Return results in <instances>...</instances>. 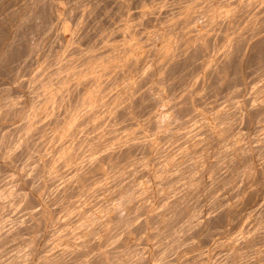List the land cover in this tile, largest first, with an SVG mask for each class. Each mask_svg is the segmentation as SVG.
<instances>
[{
    "label": "rangeland",
    "instance_id": "rangeland-1",
    "mask_svg": "<svg viewBox=\"0 0 264 264\" xmlns=\"http://www.w3.org/2000/svg\"><path fill=\"white\" fill-rule=\"evenodd\" d=\"M38 3H37V2ZM40 1V2H39ZM105 0H0V20H2V21H0V41H3V40H5V38L9 41V42H11V41H15L18 37H22L23 35H24V33L25 32H27V31H29L30 30V26H31V22L33 21V19L35 18V17H37V15H38V13L42 10V9H44V7H45V5L47 6V11H48V13H49V15H51L50 17H51V19H53L52 21V24H51V26L53 25V29H51L50 31H48V32H46V34L44 33V35L46 36L47 35V33H48V35L45 37L44 36V38L42 37L41 38V40H40V37L41 36H43V35H41V36H38L39 35V32L37 31V35L35 34L34 36H36V37H33V39L34 38H36L34 41H35V43H38L37 41L39 40V41H41L40 43H38L39 44V46L40 47H42V48H40L38 45V47H37V50L35 51V53L37 54H33V58H31L29 61H28V64L29 65H31L28 69H27V75L25 76V74H23L24 72L22 71V73H20L19 75H17L16 77L14 76L13 77V79H14V82L15 83H17V84H19L20 85V87H18L19 89H17V88H12L11 86H9V88L7 89L6 87H0V138L2 139H0V155H1V157H0V180H2V184H3V182H4V184L2 185V184H0V187L2 188L1 190H3V189H5V188H9V187H11V185L10 184H14V183H20L21 184V190H22V188H23V190H25V191H27V189L29 190V188H30V186H31V183H30V179H27L26 178V176H27V172L28 171H30L31 169H32V167L35 165L34 163V165L32 166V167H30L31 165V161H33V157H34V159L41 153V154H43V155H39L38 156V158L39 159H42V161H41V163H40V160L38 159V158H36L37 160H35V162L36 161H38V163H40V165L38 164V166H39V168H38V170H36L35 171V176H33L34 178H36L37 179V177H39V178H41L42 176H43V178L42 179H44V178H46L48 175H49V173L51 172V171H53L52 170V168L54 167L55 168V170H56V174H58L57 175V177L59 176V178H61V177H64V176H66V172L68 171V173H69V171H70V169L72 168V166H73V164L74 163H76V160H75V158H77L78 156H79V158L78 159H80V158H82V157H84L85 155H86V153L87 152H89V151H91V150H93L91 147H93L94 149L96 148V147H98L99 146V144L101 145L104 141H106L107 142V140H111L110 142H114L113 140H115V142H117L116 141V138H118V137H120V139L121 138H124V137H127V136H132V137H135L134 135L135 134H138V135H136V136H139V135H141V136H143V135H149V136H151V134L153 135V136H151V137H153L154 139H153V149L155 148V149H159V147H160V145L161 144H163V143H165V139H162V138H159V140L158 139H156V136H160V135H158V134H160V132L156 129V125H155V123H153V121H156V120H161V121H163L162 119H159V118H163V119H165V114H167L168 112H166L168 109H166V108H164L163 109V111H161V110H159L160 109V107L162 106H164V104H167L166 103V101H168L169 99L168 98H170V97H172V95L171 96H169L168 94H175V96H177V97H179L178 95H181L180 94V92L181 93H183V89L181 88L183 85H184V87L183 88H185V84H186V88H188V89H190L191 87H193V86H190V87H187V85H191L192 83L194 84V82H196V80H197V82H196V84H197V86H196V88L194 87V88H192L191 90L192 91H194L196 94H194L192 91V93L190 94L189 93V95H187L186 96V98L184 99V101L182 102V103H180V105H183L184 103H187L186 105H187V107H186V105L184 104L183 106L184 107H182V110H181V108H179L178 109V111H180L181 113H180V115L182 114V116H183V118H188L187 120L185 119V121H188V122H190L191 124H193V125H190V123H187L189 126H185V128H187V127H189L188 128V130H187V139H185V137H184V139H182L183 137H181L179 140L176 138L175 140H178V141H174V139H169V138H167V143H168V145L170 144V140H173V141H171V145H172V143H173V147H175L174 148V150L175 149H177V150H175V152H173V148H172V146H168V151H170V152H168L167 153V149H165L164 150V152H160V153H157L155 156L153 155V151H152V153L150 152V151H146V149H140V150H135V151H132V153H130V152H128L127 150L126 151H123V150H120L122 153H119L118 151L115 153V154H113L112 155V157L111 158H107V159H105V161H101L100 162V165H99V167L101 166V168H99L98 166L96 167V169L98 170V171H93L92 170V172H86L85 171V175L82 173L81 175H84V177H86V176H88L89 177V175H90V179L89 180H86V181H80L81 179H83V176L81 177V175H80V178L81 179H79V177H76L78 180H76L75 178H73L74 179V181L75 182H73V181H71L72 180V178L70 179V181L67 183L66 182V186H65V188L67 189V187L69 186V185H73L71 188L69 187L68 188V190H64L63 191V189L61 188V191H59V192H53V191H51V189H50V191L48 190V189H45V188H43L44 187V184H42V181H41V185H42V187H41V185L39 186V187H41L40 188V190H39V187L37 188L38 190H37V193H35V195H34V192H31L30 194L32 195L31 197H29V200H28V202H29V205L31 206L32 205V207H31V209L35 206V209L33 210L32 209V211L33 212H31V211H29V208H27V206L29 207V205H28V203L25 205L24 204V206L25 207H23V208H25V209H20L21 211L20 212H23V213H26V214H28V213H31L30 215H27V219L25 220L26 222L24 223V226L23 227H16V222L18 221V218L20 217V213H17V215L15 216V217H12V221H10V223H8V224H6V226H4L5 224H4V222L2 221H0L1 222V225H3L2 227L3 228H7V229H9L10 231H11V229L12 228H14L15 227V231H11V235L10 236H7L8 238V240L6 239V240H4L2 243H0V247H3V244L4 243H9L10 241H12L13 239H15L16 240V243L15 244H11V246H10V248L8 249V251H12V252H17V253H21V252H23V250H24V248H26V247H28L29 245H32V247L31 248H29V252H34L35 251V253L37 254V255H39V254H41L42 252H44L43 250V248H44V246L46 247V244H47V241H48V243H49V240H48V238L49 239H51L50 240V243L52 242V240L53 239H55L56 240V238H58L57 240H59V244L57 245V243H56V245L59 247H57L56 245H55V242H58V241H55V240H53V242H54V244H53V242H52V248L50 249V250H52V249H55V248H57V250L55 249L53 252H52V255L55 257V256H60V258L58 257V259H57V261H56V264H79L80 263V261H82L81 260V257L80 256H74V255H72L71 257H74V258H70V255L71 254H69L68 256H67V254H64V253H62V251L64 250V249H67L66 247L67 246H70V243L69 242H73L75 239H77L78 238V233H77V230H79V229H81V230H79V233H82V232H80V231H82V230H84V229H87L86 227H87V219H89V221H90V224H94V219H95V216L94 217H92L91 215H100V216H104L106 213H107V211L110 209L111 210V207L113 206V205H111L112 204V201L115 199V196H114V193L117 191V186L120 184V183H122L125 179H127V177H131V176H133L134 178H132L133 179V182L135 183V185H137L138 186V188H139V185H144L145 184V189L144 190H146V192L144 191V195L146 194V195H151L153 198H155V202L152 204V209H151V212H155V213H159L161 216H163L164 214V212L163 211H161V210H163V209H167L168 208V204L170 203V202H175V200H176V198H177V196L178 197H180V194H181V192H179V190H178V188H179V186H180V184L182 183V179L180 180L179 178L181 177V175H182V173L183 172H185L186 171V169H187V171L184 173V175H182V177H184L185 175H187V174H190V173H188V172H191V173H193L194 171H195V168L197 167V166H199L200 164H201V162L203 161H205V160H209V158H210V162H212L213 164L211 165V163L209 162L208 164H210L211 166H209V165H206L207 164V161L206 162H202V166H203V168L201 167V166H199L200 168H202L203 170H199L198 172H195V176L198 178V184H196L195 185V187H200L201 186V194H200V196L198 197V199H200V200H206V201H209V202H211V203H215L216 201H217V203L218 204H221V206H223L222 205V203L223 204H225L226 202V204H228L229 205V208L228 209H225V212L224 213H222L221 214V217H220V224H221V226L225 229V231L226 232H228V233H231V235L233 234H235L234 235V237H242V236H244L246 233H250V231L252 232V231H255V230H258V229H264V169H259V170H256V171H252L251 173H249V176H250V178H247L246 176H244V179L243 180H245L244 182H243V180H241V178L239 179V177H240V174H241V169L240 168H237L235 165H232V166H229V167H227V168H221L220 170H218L217 171V169H215V171L216 172H213L214 170V166L216 165V161H215V159L212 161L211 160V157H209V156H211L212 155V158H214V152H213V154L211 153L209 156L208 155H206V156H208V157H205V158H203L202 159V157H204V154H205V148H207V146L209 147V148H207V153L208 152H212V150L213 151H215V149H216V147L218 146L217 145V143H210V146L209 145H204L203 146V142H202V140L205 138L204 136H206V132H207V129L206 128H204V125L201 123V121L204 119H209L208 121H211L210 119L212 118L211 117V111H209V108H215V106L217 107V104L220 102V104L219 105H221V104H223L225 101H226V99L227 98H229V97H231V96H233V94L234 93H232V92H230V95L231 96H228L229 95V91L230 90H232V88H234V85H236L235 86V88H239V89H241L240 90V93H241V91L242 90H244V92H242L243 94L246 92V93H250V91H251V93L252 92H255L256 91V93H252V94H249V96L250 97H247L248 95H245L244 94V96L243 95H241V96H243V97H247V98H251L252 97V95H254V94H258L260 91H261V89H262V87L263 86H261V85H263V84H260V87L259 88H257L258 89V91H257V89H255V91H254V89H252L255 85H257V84H259L260 83V81L262 80V78L264 79V75L263 76H261V74H264V73H260L259 75H258V77H254V76H252L251 77V73H248L247 72V66L248 65H254V64H256L258 61H264V30H263V28H264V20H262L261 18H264L263 17V13L261 14V7H260V9L258 10L257 8V10L256 9H254L255 7H253V10L256 12V14L253 12L251 15L253 16L254 14H255V16L257 15V12L258 11H261V12H258V15L259 14H261V18L260 17H255V19H254V17L252 18V20L254 19V20H256V19H259L260 21H256V24H255V21H253V22H250V25L249 24H246L245 22H247L246 20H244L243 21V23L241 22V24H239V25H241V28L239 27V29H238V34L239 35H237V36H233V35H236V32L234 33V32H232L233 30H225V29H221L220 27H218V26H215V28H213V29H215V32H213L212 30L210 31V33L212 32V33H216L215 35L216 36H218L217 37V39H216V36L214 35V39H213V34L211 33H209L208 34V36L210 35V37L209 38H207V43L208 42H210V44H207L208 45V47L209 46H211L214 42V44H213V46H211V47H213V48H210L209 47V53H208V50H205V49H203V50H200V49H198V48H194V47H192V48H194V51L196 50V49H198L196 52H198L199 50V52L198 53H201L202 52V55L201 54H198V55H196L197 53L195 52L194 54H193V51H192V54H190L191 53V50L190 49H192V48H190L187 52H183V51H186L185 49H184V47H181V46H183V45H181L180 46V44H177L178 43V41H179V43H181L180 41H181V39H179V38H177V39H175L176 37H178V36H180V34L179 33H181V31L180 30H183V28H184V24H187V20H188V18H190L189 16H190V14H191V17H193V14H194V16H195V18L197 17V15L199 14L198 12H201L202 11V13H205V12H203L205 9V6L204 5H206V8L207 7H209L207 4H204L203 5V3L205 2L204 0V2L202 1V0H193L194 2H195V4L196 5H194V4H192L191 6H190V8H188V4L190 3V0H187V2H185L184 0V2H181V0L179 1L180 2V4H179V2H177V5H175V3H176V1H178V0H143V2H142V0H110V1H113V4L110 2V4H108L109 3V0H108V2L107 1H105ZM146 1H148V2H146ZM169 1V2H168ZM192 1V2H193ZM196 1H198L200 4H198V2H196ZM48 2V3H47ZM92 2V3H91ZM114 2H115V4H114ZM117 2V3H116ZM142 2V3H141ZM170 2H172L171 4H169ZM193 2V3H194ZM201 2H203V3H201ZM33 3H35V5H36V3H37V5L35 6V5H33ZM87 3V4H86ZM97 3V4H96ZM99 3H101V4H99ZM144 3V4H143ZM147 3H148V5H147ZM151 3V4H150ZM154 3H157V4H154ZM161 3V4H160ZM168 3V4H167ZM184 3V4H183ZM206 3V2H205ZM49 4V5H48ZM113 6H112V5ZM122 4H123V6H122ZM129 4V5H128ZM143 4V5H142ZM145 4H146V7H145ZM154 4V5H153ZM159 4V5H158ZM186 4V5H185ZM53 5V6H52ZM89 5V6H88ZM96 7H95V6ZM100 5V6H99ZM109 5V6H108ZM161 5V6H160ZM166 5V6H165ZM167 5H168V7H167ZM185 7H184V6ZM197 5H200V7L198 6V9L196 8V6ZM204 7H203V6ZM34 6V7H33ZM130 6V7H129ZM135 6V7H134ZM141 6V7H140ZM163 6V7H162ZM195 6V7H194ZM42 7V8H41ZM86 7V8H85ZM122 9V11L120 10V8ZM122 7H124V8H122ZM150 7V8H149ZM153 7V8H152ZM183 7H184V10H182L183 9ZM191 7H193L192 9H191ZM210 7H212V6H210ZM209 7V8H210ZM258 7V6H257ZM258 7V8H259ZM119 10H118V9ZM136 8V9H135ZM149 8V9H148ZM159 8V9H158ZM187 8V9H186ZM208 8V9H209ZM10 9V10H9ZM13 11H12V10ZM68 9V10H67ZM75 9V10H74ZM88 9V10H87ZM97 9V10H96ZM124 9V10H123ZM155 9V10H154ZM158 9V10H157ZM167 9V10H166ZM181 9V10H180ZM202 9H204V10H202ZM207 9V10H208ZM210 9H212V8H210ZM209 9V11H207L206 13H207V15H208V17L210 16V14H212V12H214V10L215 9H213V10H210ZM40 10V11H39ZM84 10V11H83ZM87 10V11H86ZM90 10V11H89ZM127 10V11H126ZM161 10V11H160ZM172 10L173 12H172V14H171V12L170 11ZM181 11L180 13L182 14V12H183V14L185 15V13L186 14H188V17H184V15L182 16L181 14H179V15H177L175 12H177V11ZM196 10H198V12H197V14H195L196 13ZM252 10V11H253ZM37 11V12H36ZM56 11V12H55ZM99 12V14H97V12ZM103 11V12H102ZM107 11V12H106ZM109 11V12H108ZM114 11V12H113ZM151 11H153L152 13H150ZM157 13H156V12ZM184 11H185V13H184ZM191 11H195V12H191ZM251 11V10H250ZM263 11H264V7H263ZM89 12V13H88ZM105 12V13H104ZM147 12V13H146ZM159 12V13H158ZM169 12V13H168ZM210 12V13H209ZM27 13H28V15H27ZM55 13V14H54ZM75 13V14H74ZM85 13V14H84ZM88 13V14H87ZM94 13V14H93ZM100 13H102V14H100ZM112 13H113V15H112ZM115 13V14H114ZM130 13V14H129ZM134 13H136V15L134 14ZM138 13H140V14H138ZM175 13V14H174ZM177 13H179V12H177ZM190 13V14H189ZM193 13V14H192ZM251 13V12H250ZM29 14H30V16H29ZM71 14V15H70ZM96 14V15H95ZM117 14V15H116ZM123 14H124V17H123ZM142 14H145V16L147 15V18L144 16H142ZM153 14V15H152ZM157 14V15H156ZM173 14H174V16H173ZM3 15V16H2ZM12 15V16H11ZM24 15V16H23ZM53 15V16H52ZM74 15H77V16H74ZM86 15V16H85ZM120 15V16H119ZM137 15H139V18H138V16ZM168 15H170V16H168ZM181 15V16H180ZM2 16V17H1ZM64 16H65V18H64ZM106 16V17H105ZM113 16V17H112ZM118 16V17H117ZM122 16V17H121ZM151 16V17H150ZM158 16V17H157ZM160 16V17H159ZM164 16H166V17H164ZM172 16V17H171ZM178 16V17H177ZM180 16V17H179ZM27 19H26V18ZM29 17V18H28ZM31 17V18H30ZM78 17H82V18H79L78 19ZM84 17V18H83ZM94 17V18H93ZM103 17V18H102ZM118 19H117V18ZM131 17V18H130ZM137 17V18H136ZM141 17H143L142 19H141ZM153 17H155V18H153ZM169 17V18H168ZM174 17V18H173ZM176 17V18H175ZM182 17V18H181ZM25 19V20H23V19ZM33 18V19H32ZM59 18V19H58ZM75 18V19H74ZM88 18V19H87ZM90 18V19H89ZM100 18H101V20H100ZM106 20H105V19ZM112 18V19H111ZM124 18V20H122ZM147 19V20H145V19ZM157 18V19H156ZM163 18H165V19H163ZM178 18V19H177ZM184 18H185V20L187 21L186 23H185V20H184ZM194 18V17H193ZM4 19V20H3ZM29 19H31V20H29ZM57 21H56V20ZM74 19V20H73ZM110 19V20H109ZM153 19V20H152ZM161 19V20H160ZM171 19H172V21H171ZM176 19L178 20V22H179V24L181 25L180 27H179V25H178V22L176 21ZM181 19V20H180ZM184 21H183V20ZM191 19L192 18H190L189 19V21H191ZM250 19V18H249ZM16 20V21H15ZM28 20V21H27ZM70 20H71V22H70ZM93 20V21H92ZM95 20V21H94ZM103 20V21H102ZM109 20V21H108ZM114 20H115V22H114ZM136 20H137V22H136ZM139 20V21H138ZM144 20V21H143ZM180 20V21H179ZM194 19H192V21H193ZM251 20V19H250ZM249 20V21H250ZM251 20V21H252ZM25 21V22H24ZM98 21V22H97ZM102 21V22H101ZM130 21V22H129ZM158 21V22H157ZM168 23H167V22ZM3 22V23H2ZM73 22V23H72ZM82 22V23H81ZM86 22V23H85ZM87 22H88V24H87ZM112 22V23H111ZM118 22H120V23H118ZM122 22V23H121ZM129 22V23H128ZM136 22V23H135ZM142 22V23H141ZM176 23L175 24V26H173V24L172 23ZM182 22V23H181ZM2 23V24H1ZM22 23V24H21ZM58 23V24H57ZM64 23V24H63ZM80 23V24H79ZM107 23V24H106ZM109 23V24H108ZM111 23V24H110ZM139 23H141V24H139ZM161 23V24H160ZM164 23V24H163ZM239 23H240V21H239ZM249 23V22H248ZM252 23H254L255 24V26H254V24H252ZM21 24V25H20ZM24 24V25H23ZM63 24V25H62ZM80 26H79V25ZM121 24V25H120ZM160 24V25H159ZM165 24H167L166 26H165ZM171 24V25H170ZM194 24H196V23H194ZM246 24V25H245ZM55 25V26H54ZM84 25V26H83ZM88 25V26H87ZM96 25V26H95ZM103 25V26H102ZM132 25H134L133 27H131ZM141 25V26H140ZM164 27H162V26ZM178 25V26H177ZM182 25H183V27H182ZM260 25V26H259ZM97 26H99L98 28H97ZM113 28H112V27ZM140 26V27H139ZM145 26H147V27H145ZM169 26H172V27H177V28H172V27H170V28H168ZM246 26V27H245ZM74 27V28H73ZM91 27V28H90ZM106 27V28H105ZM108 27V28H107ZM118 27H120V28H118ZM167 27V28H166ZM218 27V28H217ZM247 28L248 29V27H249V29L247 30L246 29V31L244 30L245 28ZM75 28L77 29V30H75ZM96 28V29H95ZM160 28H161V30H160ZM181 28V29H180ZM256 28H260V29H262V30H260V32L258 31V29H256ZM3 29V30H2ZM60 29V30H59ZM83 29V30H82ZM85 29H87L88 31H91V32H88L87 30L85 31ZM107 31H109V34H108V32H106V30ZM109 29V30H108ZM112 29H114V30H116L117 29V31L118 32H116V31H114V30H112ZM135 29V30H134ZM143 29V30H142ZM166 29H168V30H166ZM219 29V30H218ZM251 29V30H250ZM253 29V30H252ZM5 30V31H4ZM79 30V31H78ZM155 30V31H154ZM159 30V31H158ZM174 30H175V32L177 33H175L174 32ZM222 30V32H221V34H220V31ZM239 30H240V33H242V30H243V34H241V35H244V37L243 36H241L240 35V33H239ZM254 30H257V31H254ZM115 32V34H114V32ZM133 31V32H132ZM136 31V32H135ZM139 31V32H138ZM146 31V32H145ZM148 31H149V33H148ZM168 31V32H167ZM178 31H179V33H178ZM219 31V32H218ZM223 31H227L228 33H226V32H224V34H223ZM244 31H245V33H244ZM254 31V32H253ZM18 32V33H17ZM79 32V33H78ZM105 32V33H104ZM169 32H171V33H169ZM250 32H251V34H250ZM256 32V33H255ZM81 33V34H80ZM85 33H87V34H85ZM111 33V34H110ZM135 33V34H134ZM152 33H153V35H152ZM229 33H231L230 35H231V37H232V39L234 40V42H233V40L232 39H230V41H232V42H230L229 41V38H230V35H226L225 36V34H229ZM246 33H247V35H246ZM249 33V34H248ZM252 33H253V38H251V36H252ZM21 34V35H20ZM78 34H80V35H78ZM139 34V35H138ZM141 34V35H140ZM150 34H151V36H152V39H154V40H152L150 37ZM156 34V35H155ZM165 34V35H164ZM167 34V35H166ZM168 34H169V36H168ZM175 35V36H173V35ZM220 34V35H219ZM78 35V36H77ZM81 35H82V37H81ZM113 37H112V36ZM155 35V36H154ZM164 35V36H163ZM212 35V36H211ZM249 35V36H248ZM259 35H261L260 36V38H259ZM3 36V37H2ZM16 36V37H15ZM87 36V37H86ZM90 36V37H89ZM117 36V37H116ZM139 36V37H138ZM219 36H221L223 39H220L219 38ZM240 38H239V37ZM246 36V37H245ZM37 37H39V38H37ZM92 37V38H91ZM108 37V38H107ZM112 37V38H111ZM114 37H116V38H114ZM135 37V38H134ZM144 37V38H143ZM156 37V38H155ZM160 37V38H159ZM164 38V39H162V38ZM169 37H171L173 40H174V45H179L178 47L176 46V47H174V50L175 51H173V59H174V57H178L180 54H182V55H180L181 57H182V59L181 58H179L178 57V60H174V61H172L173 59L171 58L172 56L170 55V57L169 58H171V59H168L167 61V63H169L168 65L167 64H164V65H162L160 68H158L157 69V67H155V65L157 66L158 64H159V62L161 61V56H162V50H163V47H162V45H164V43H165V38H169ZM225 37V38H224ZM226 37H228V38H226ZM236 37V38H235ZM243 37V38H242ZM257 37V38H256ZM158 38V39H157ZM181 38V37H180ZM218 38H219V40H218ZM242 38V39H241ZM2 39V40H1ZM108 39H111L112 40V42H111V40H108ZM145 39H147V40H145ZM149 39H151V40H149ZM160 39V40H159ZM179 39V40H178ZM184 39V38H183ZM182 39V40H183ZM210 41H209V40ZM226 39V40H225ZM227 39H228V41H229V44L227 45L226 43H228L227 42ZM236 39V40H235ZM256 39V40H255ZM37 40V41H36ZM117 40V41H116ZM143 40H145V42H143ZM157 40H159V41H157ZM163 40V41H162ZM165 40V41H164ZM177 40V41H176ZM213 40H214V42H213ZM216 40V41H215ZM223 40V41H222ZM241 40V41H240ZM251 40V42H249ZM253 40V41H252ZM255 40V41H254ZM89 41V42H88ZM116 41V42H115ZM126 41V42H125ZM141 41H142V43H141ZM220 41V42H219ZM226 41V43H225V45H224V43L223 42H225ZM243 41V42H242ZM262 42V43H260V42ZM73 42V43H72ZM111 42V43H110ZM149 42V43H148ZM150 42H152V44L150 43ZM184 42V41H183ZM183 42L181 43V44H183ZM219 42V43H218ZM238 42V43H237ZM242 42V43H241ZM248 42V43H247ZM43 43V44H42ZM81 43V44H80ZM88 43V44H87ZM105 43V44H104ZM124 43L126 44V46L124 45ZM145 43V44H144ZM154 43V44H153ZM159 43V44H158ZM161 43V44H160ZM216 43H218V44H216ZM220 43H222L223 45H221ZM233 43V44H232ZM245 43V45H243ZM252 43V44H251ZM257 45H256V44ZM34 44V43H33ZM69 44V45H68ZM90 44H92V45H90ZM112 44V45H111ZM117 44V45H116ZM123 44V45H122ZM129 44L131 45V46H129ZM139 44H140V46H139ZM158 44V45H157ZM250 44V45H249ZM259 44V45H258ZM10 45V46H9ZM49 45V46H48ZM76 46V47H74V46ZM108 45V46H107ZM221 45V47H220V49H219V47H217V46H220ZM235 45H238L237 46V48H236V46ZM240 45V46H239ZM249 45V46H248ZM33 46V45H32ZM72 46V47H71ZM101 46V47H100ZM110 46V47H109ZM233 46H235V48L236 49H238L237 51H234L235 49H234V47ZM243 46V47H242ZM252 46H253V48H252ZM46 47L48 48L47 50H46ZM105 47V48H104ZM113 47H115V48H113ZM125 47H126V49H125ZM132 47H134V48H132ZM144 47V48H143ZM150 47V48H149ZM179 47H181V48H179ZM223 47V48H222ZM224 47L226 48V49H224ZM227 47H228V49H227ZM231 47V48H230ZM4 48V49H3ZM3 48H0V72H8V71H10V69L9 68H7L6 67V62H7V59H8V56L10 55V52H11V43L9 44H6ZM50 48V49H49ZM87 48V49H86ZM91 48H92V50H91ZM97 48V49H96ZM101 48V49H100ZM137 50H140V48H141V50H140V52L141 53H139L138 51H137V54L139 53V55H141L140 56V60L138 61L139 62V65H138V63H137V61H136V63H135V61H131V62H133L134 64H135V66L131 69L130 68V65L131 64H133V63H131V62H129L130 64H126V63H124V64H120V62H119V58H121L122 56H127V55H129V54H133L132 52L134 51V53H136V49ZM222 48V49H221ZM232 48H233V50H232ZM10 49V50H9ZM133 49V50H132ZM184 49V50H183ZM219 49V50H218ZM242 49V50H241ZM251 49V50H250ZM43 50H44V52H43ZM49 50V51H48ZM86 50V51H85ZM96 50V51H95ZM100 50V51H99ZM105 50V51H104ZM127 50V51H126ZM132 50V51H131ZM183 50V51H182ZM193 50V49H192ZM212 50L213 51H216V53L220 56H218L215 52H212ZM224 50H225V52H224ZM228 50V51H227ZM245 50V51H244ZM68 51V52H67ZM76 51V52H75ZM90 51V52H89ZM131 51V52H130ZM181 51V52H180ZM190 51V52H189ZM230 51V52H229ZM232 51H234V53L232 52ZM93 52V53H92ZM144 52V53H143ZM221 52H223V53H220ZM60 53V54H59ZM62 53V54H61ZM65 53V54H64ZM72 53V54H71ZM116 53V54H115ZM118 53V54H117ZM125 53V54H124ZM160 53H161V55H160ZM177 55H176V54ZM187 53H189V54H187ZM210 53H212V54H210ZM239 53V54H238ZM258 53V54H257ZM58 54V55H57ZM91 54V55H90ZM121 54V56L119 57V55ZM174 54H175V56H174ZM187 54V55H186ZM207 55V57H206V55ZM216 55V56H218V59H220V58H222L223 56V58L222 59H220L219 61H218V59H216L215 61H214V63H213V60L211 61V60H209V62H210V64H209V62H208V64L207 63H205L204 65L206 66V68L204 67V65H202L203 64V60H205L206 62L208 61V59H209V57H212V56H214V55ZM226 54V55H225ZM232 54V56H229V55H231ZM66 57H65V56ZM73 55V56H72ZM77 55V56H76ZM114 55V56H113ZM117 55V56H116ZM135 55V54H134ZM160 55V57H158ZM185 55V56H184ZM192 55H195V57H196V59L197 60H195L196 62H197V66L195 65L196 64V62L193 60L195 57H191ZM200 55V56H199ZM208 55H209V57H208ZM211 55V56H210ZM234 55V56H233ZM43 56V57H42ZM58 56V57H57ZM72 56V57H71ZM91 56H92V58H91ZM109 56V57H108ZM138 56V55H137ZM187 59H189V60H186L184 57ZM188 56H190V57H188ZM216 56H214V57H216ZM255 56V57H254ZM86 57V58H85ZM113 57V58H112ZM117 57V58H116ZM177 57H176V59H177ZM200 58V60H198L199 58ZM229 57V58H228ZM236 57V58H235ZM41 58V59H40ZM84 58V59H83ZM125 58V57H124ZM123 58V59H124ZM192 58V59H191ZM202 58V59H201ZM204 58V59H203ZM233 58V59H232ZM250 58V59H249ZM35 60V63L33 64L32 63V60ZM43 59V60H42ZM71 59V60H70ZM80 59V60H79ZM98 59V60H97ZM116 61V62H119L118 64H120L119 66H120V68L121 69H123V67L125 66V69H123V70H121V69H119L118 67V65H116V62H115V65H113L114 63V60ZM118 59V60H117ZM122 59V58H121ZM156 59H157V61H156ZM184 59H185V62H184ZM249 59V60H248ZM252 59V60H251ZM93 62H92V61ZM104 60V61H103ZM106 60V61H105ZM109 60H111V61H109ZM158 60H160L159 62H158ZM170 60V61H169ZM183 60V61H182ZM192 60L194 61L193 63H195V64H191L190 62H192ZM50 61V62H49ZM70 61V62H69ZM88 61V62H87ZM100 61H101V63H100ZM154 61V62H153ZM178 61V63H176ZM186 61H190V62H188V65L186 64ZM203 61V62H202ZM218 61V66H215V64H217L216 62ZM247 61V62H246ZM250 61V62H249ZM61 62V63H60ZM77 62H79L78 63V65H77ZM84 62V63H83ZM108 62V63H107ZM174 62H175V64L176 65H173L174 64ZM181 62V63H180ZM202 62V63H201ZM221 62V63H220ZM49 63V64H48ZM63 63V64H62ZM65 63V64H64ZM91 63V64H90ZM92 63H93V66H92ZM97 63V64H96ZM103 63H104V65H103ZM110 63V64H109ZM113 63V64H112ZM153 63V64H152ZM157 63V64H156ZM199 63V64H198ZM226 63V64H225ZM245 63V64H244ZM72 64V65H71ZM77 66H76V65ZM95 64V65H94ZM111 64H112V66L116 69V67L118 68V70H116V71H114V73L115 72H117V74L115 73V74H113V70H112V66H111ZM126 64V65H125ZM153 66H152V65ZM155 64V65H154ZM190 64H191V66H190ZM213 64V65H212ZM219 64H220V66H219ZM231 64H233L231 67H230V65ZM32 65H33V67H32ZM68 65H70V66H68ZM75 65V66H74ZM91 65V66H90ZM97 65V66H96ZM101 66V68H102V65L103 66H106L105 68H107V70L110 68V67H112L110 70H108V71H106V70H101V69H98V71H99V73L100 74H98V72H96V74L98 75V77H96V75H95V71L93 72V70H96L97 68H99L100 66ZM108 65H110L109 67H108ZM121 65H122V67H121ZM139 66L138 68H137V66ZM170 65H171V67H170ZM174 67H173V66ZM182 65V66H181ZM196 67H195V66ZM200 65V66H199ZM235 65V66H234ZM245 65V66H244ZM247 65V66H246ZM69 68H68V67ZM96 67V69H95V67ZM99 66V67H98ZM126 66H129L128 68L126 67ZM132 66V65H131ZM144 66V67H143ZM148 66H152V67H148ZM185 66H187V67H185ZM189 66H190V68L191 69H193V70H191L190 68H189ZM192 66L193 67H195V68H192ZM205 68V71H204V68ZM211 66H215L214 68L213 67H211ZM233 66H234V70L232 69L233 68ZM54 67V68H53ZM148 67V68H147ZM159 67V66H158ZM163 67V68H162ZM178 67V68H177ZM184 67V68H183ZM201 67V69H202V71L199 69ZM221 67H223L222 69H221ZM226 67V68H225ZM238 67H239V69H238ZM56 68V69H55ZM88 68H90V69H88ZM92 68H93V70H92ZM104 67H103V69H105ZM136 68V69H135ZM142 68V69H141ZM147 68V69H146ZM151 69V71L150 70H148V69ZM153 68H155V69H153ZM174 68V69H173ZM178 70H177V69ZM186 68V69H185ZM207 68L209 69V70H211V69H213V71L211 72V71H209V72H211V73H209L208 71H207ZM211 68V69H210ZM246 68V69H245ZM48 69V70H47ZM145 69V70H144ZM163 69V70H162ZM171 69V70H170ZM182 69V70H181ZM186 70V71H188V72H186V71H184V70ZM195 69V70H194ZM221 69V70H220ZM228 70L229 69V71L232 73H230L229 71H227V73L225 72L224 73V71H226V70ZM235 69H238V70H235ZM50 70V71H49ZM85 70V71H84ZM90 70V71H89ZM137 72H136V71ZM141 70V71H140ZM143 70V71H142ZM146 70H148V72L146 71ZM157 70V71H156ZM175 70V71H174ZM177 70V71H176ZM197 70V71H196ZM220 70V71H219ZM233 70V71H232ZM244 70H246L245 72H244ZM49 71V72H48ZM80 71V72H79ZM84 71V73H82ZM97 71V70H96ZM102 71H103V73H104V71H105V76H104V74L102 73ZM127 71V72H126ZM129 71V72H128ZM159 71H161V72H159ZM165 71V72H164ZM172 71V72H171ZM176 73V74H174V72ZM182 71L185 73H182ZM204 71V72H203ZM207 71V72H206ZM222 71H223V74L226 76L227 75V77H224V75L222 74ZM238 71V72H237ZM93 73V75L92 74H89V73ZM106 72H108V73H106ZM110 72H111V74H110ZM136 72V73H135ZM145 72H147L148 73V75H150V76H148V78H147V80L149 81V80H151V82L153 83H151V82H148V81H146L145 80V77L143 76V75H145L146 73ZM167 72V73H166ZM170 72V73H169ZM192 72V73H191ZM202 74V75H200V73ZM206 72V73H205ZM229 72V73H228ZM233 72H234V74H233ZM235 72H236V74H237V76H236V74H235ZM46 75H45V74ZM76 73V74H75ZM77 73H78V75H77ZM134 73V74H133ZM145 73V74H144ZM163 73V74H162ZM165 73V74H164ZM172 73V74H171ZM178 73H181V74H178ZM187 73V74H186ZM197 73V74H196ZM204 73V74H203ZM214 73V74H213ZM218 73L220 74V76H222V77H217L216 75H218ZM48 74V75H47ZM84 75V78H82L81 76L82 75ZM85 74H87L88 76L89 75H92V76H94V77H92V76H89V78H93V80H96L97 78H101V77H103V79L101 78V80L102 81H100V79H99V82H101V83H99L98 82V80H96L95 81V83L97 84H99V86H98V84L96 85V86H98V87H96L95 85H93V84H95L93 81H91L92 80V78L89 80V82L90 83H92V87H90L91 89H89V87L85 90V93H84V90H82L81 92H80V88H79V86H78V88H74V90L71 92V91H69L68 92V90H65V87L64 88H62V86H65L66 85V80H67V82L68 81H72L73 79H74V77H80L82 80H85V76H87V75H85ZM103 74V75H102ZM106 74H108L107 76H106ZM109 74H110V76H109ZM113 74V75H112ZM130 74V75H129ZM154 74V75H153ZM158 74H160V75H158V77H156ZM191 74V75H190ZM205 74L207 75L208 74V76H206L205 78H204V76H205ZM222 74V75H221ZM228 74H230V75H228ZM39 75V76H38ZM44 75V76H43ZM50 75V76H49ZM72 75V76H71ZM76 75V76H75ZM81 75V76H80ZM99 75H100V77H99ZM102 75V76H101ZM147 75V74H146ZM161 75H162V77H163V79H162V77H161ZM165 75H167V77L165 76ZM172 75H173V77L174 78H172ZM213 75V77H211ZM233 75V76H232ZM19 76V77H18ZM74 76V77H73ZM113 76V77H112ZM131 76V77H130ZM186 77V80H185V77ZM210 76V77H209ZM229 76H230V78H229ZM242 76V77H241ZM248 76V77H247ZM261 78H260V77ZM37 77V78H36ZM78 77V78H79ZM141 77V78H140ZM144 77V78H143ZM159 77H161V78H159ZM164 77H166V79L164 78ZM175 77H180V78H175ZM235 77V78H234ZM238 79H237V78ZM21 78V79H20ZM43 78V79H42ZM66 78V79H65ZM70 78H72V80L70 79ZM96 78V79H95ZM106 78H108V79H106ZM131 80H130V79ZM140 78V80H138ZM152 78V79H151ZM156 78V79H155ZM168 78H170V79H172V80H170V79H168ZM181 78H183V79H181ZM208 78H211V79H208ZM216 78H218L217 80H216ZM223 78H226V80L224 79L223 80ZM232 79V78H234V81L233 80H229V79ZM256 78H258V79H256ZM0 79H4L5 80V82L7 83V77H0ZM25 79V80H24ZM39 79H41V80H39ZM45 79H47L46 81H45ZM68 79H70V80H68ZM86 79L88 80V78L86 77ZM110 79V80H109ZM114 79V80H113ZM134 79H135V81H134ZM141 79H144V80H142V82H141ZM161 79V80H160ZM175 79H177V82H176V80ZM189 79V80H188ZM191 79L194 81H192V83H191ZM229 80V83H228V80ZM237 81H239V82H237V83H239V86H237L238 84H236V80ZM245 79V80H244ZM254 79V82L252 81ZM35 80H37V81H35ZM49 80V81H48ZM62 80V81H61ZM63 80H64V82H63ZM107 80V81H106ZM109 80V81H108ZM158 80V81H157ZM179 80V81H178ZM207 80H209V82L210 83H212V82H214V80L216 81V82H218L217 84H218V86L216 85L215 86V82H214V85H213V83L212 84H208V81ZM219 80V81H218ZM23 81V82H22ZM74 81V80H73ZM128 81H130L131 83H132V85L130 84V82H128ZM161 81H163V82H165L164 84L165 85H167L166 87L167 88H165V85L163 86L162 84V82ZM171 82V84H170V82ZM181 81V82H180ZM186 81V83L184 84V82ZM200 81H203V82H200ZM259 81V82H258ZM36 82H38V83H36ZM39 82H42V83H39ZM103 82V83H102ZM135 82V83H134ZM139 82V83H138ZM143 82H147V83H144L143 84ZM160 82V85L158 84ZM183 82V83H182ZM191 84H190V83ZM198 82H200V84L198 83ZM228 84H227V83ZM232 82H235V84L234 83H232ZM250 82V83H249ZM251 82H253V85H252V83ZM256 82H258V83H256ZM21 83H22V85H21ZM45 83V84H44ZM62 83V84H61ZM105 83V84H104ZM111 83V84H110ZM113 83V84H112ZM141 83V84H140ZM168 83V84H167ZM173 83H175V84H173ZM189 83V84H188ZM227 85H229L230 83H232V84H230L229 86H227ZM246 84L248 87L247 88H245V89H243L244 87H246V85H244V84ZM26 84V85H25ZM31 84V85H30ZM32 84H33V86H32ZM38 84V85H37ZM39 84H40V86H41V88H40V86H39ZM65 84V85H64ZM102 84H103V86H102ZM109 84V85H108ZM116 84V85H115ZM130 85V87H129V85ZM146 84H149L148 86L146 85ZM151 84V85H150ZM155 84V85H154ZM158 84V85H157ZM170 84V85H169ZM196 84H194V86L196 85ZM243 84V85H242ZM250 84L252 85V86H250ZM34 85H35V87H36V89H35V87H34ZM136 85L138 86H143L144 88H145V90H144V88L142 87H139V89H138V91H136V90H134L135 89V87H136ZM156 85H157V88H156ZM177 85H179V86H177ZM199 85V86H198ZM201 85V86H200ZM202 85H204V86H202ZM209 87H208V86ZM232 85V86H231ZM27 86V87H26ZM43 86V87H42ZM60 86V88L62 89H60L61 90V92H60V90H59V87ZM94 86V87H93ZM101 86V87H100ZM155 86V87H154ZM163 86V87H162ZM172 87H174L173 89L175 90L176 88H177V90L176 91H178V88L180 89L178 92H173L172 90H171V88ZM231 86V87H230ZM242 86V87H241ZM30 87V88H29ZM32 87H34L32 90H31V88ZM48 87H52V88H54L55 90H56V92H57V94L59 95H54L55 96V98H52L53 100L51 101L50 99V97L49 98H46V100L45 101H47L46 103H45V105L47 106V103H48V100L47 99H49V101L51 102V103H48L49 105V109L48 110H52L51 112L53 113V115H52V113L51 114H49L50 113V111H48L47 110V107H45V105H43V107H42V105H41V103H42V101L44 100V98H43V95H47V92L49 91H47L46 89H49ZM76 87V86H75ZM103 87V89H104V91H103V89H101ZM114 87V88H113ZM133 87H134V89H133ZM199 87H201L202 89L201 90H203V88H204V90L203 91H206L207 89H211V87L213 88H215V90L217 89V87H218V91H219V94L220 95H217L218 93H216V95H215V90H214V88H213V90L210 92H207L206 91V93L205 92H203V91H201L200 92V90H197V89H199ZM207 89H206V88ZM226 87H228L227 88V91H228V93H227V91H226ZM251 87V88H250ZM11 88V89H10ZM38 88V89H37ZM44 88H46L45 90H43ZM99 88V89H98ZM111 88V89H110ZM113 88V89H112ZM147 88V89H146ZM156 88V89H155ZM160 89L161 90V88H162V90L161 91H159V90H157V89ZM167 89V91L165 90L164 91V89ZM249 88H250V90H249ZM14 89V90H13ZM21 89H22V91H21ZM29 89H30V91H32V92H30L31 93V95H30V99L28 98V100L31 102H27V103H25V106H24V104H23V106L22 107H20V108H18V107H16L17 108V110H16V108H15V106L17 105V103H18V100H19V96L21 95V94H25V95H28V94H26V93H28V91H29ZM76 89V90H75ZM79 91H78V90ZM82 89V88H81ZM88 89H89V91H88ZM98 89V90H97ZM102 90V92H101V90ZM130 89H133V90H131V91H133V94H132V92L130 91ZM152 91H150V90ZM154 89H155V91H154ZM173 92V93H170V90ZM196 89V90H195ZM206 89V90H205ZM64 90V91H63ZM94 90V91H93ZM216 90V92H218ZM3 91V92H2ZM18 91V92H17ZM38 91H39V93H40V95H41V97H39L40 95H39V93H38ZM45 91H47V92H45ZM62 91L63 92H65V93H62ZM76 91V92H75ZM87 91V92H86ZM92 91L94 92V93H92ZM96 91H98V92H96ZM99 91H100V93H99ZM110 91V92H109ZM131 92V95H134V97H136V99L134 98V101H133V105H132V107H131V105H129V104H131V101L133 100L132 98H129V96H131L130 95V92ZM140 91V92H139ZM149 91V92H148ZM157 91H159V93L157 92ZM214 91V92H213ZM36 92V93H35ZM60 92V93H59ZM76 94H75V93ZM77 92H78V94H77ZM88 92H90V93H92V94H94V95H92V96H90V95H87L86 93H88ZM96 92V93H95ZM129 93V94H127V93ZM164 92V93H163ZM197 92H199V93H197ZM214 93V95L215 96H217L219 99L217 100V98H216V103L213 101L215 98L213 97L214 95H213V93ZM42 93V94H41ZM45 93V94H44ZM62 93V94H61ZM124 93V94H123ZM126 93V94H125ZM137 93V94H136ZM142 93V94H141ZM158 93V94H157ZM177 93H179V94H177ZM201 93V94H200ZM202 93L204 94L203 96H200V95H202ZM208 93H210L209 95H208ZM212 93V94H211ZM228 95H227V94ZM33 94V95H32ZM56 94V93H55ZM60 94H61V96H62V98L60 97ZM97 94V95H96ZM120 94H121V97H122V95H123V97H122V99L121 98H119L120 97ZM156 94V95H155ZM166 94V95H165ZM177 94V95H176ZM192 94H194L193 96H192ZM198 94V95H197ZM200 94V95H199ZM206 94H207V96H206ZM224 94V95H223ZM227 96H226V95ZM69 95V96H68ZM139 95V96H138ZM191 95V96H190ZM213 95V96H212ZM14 96H15V98H14ZM31 96H33V97H31ZM35 96V97H34ZM65 96V97H64ZM74 96V97H73ZM119 96V97H118ZM125 96H127V97H125ZM154 96H156L155 97V99H153V97ZM158 96V97H157ZM165 96V97H164ZM169 96V97H168ZM174 96V95H173ZM190 96V97H189ZM198 96H200L199 98H198ZM206 96V97H205ZM213 97V98H211V97ZM38 99H40V100H38ZM46 97H48V96H46ZM63 97H64V99H63ZM67 97V98H66ZM92 97H93V99H92ZM94 97L95 98H97V99H95L94 100ZM132 97V96H131ZM160 97V98H159ZM195 97V98H194ZM203 97V100H205V101H203L202 102V100H201V98ZM256 97H258V95L256 96ZM33 98V99H32ZM35 98V99H34ZM120 99L121 101L120 102H118V100H116V99ZM127 99V98H129V99H127V100H125V99ZM141 98V99H140ZM145 98H146V100H145ZM190 98H192L193 99V101H191V100H188V99H190ZM197 98V99H196ZM205 98V99H204ZM208 98H209V100L211 101V103H210V101L208 100ZM226 98V99H225ZM263 98V97H262ZM124 99V100H123ZM152 99H153V101H152ZM167 99V100H166ZM17 100V101H16ZM55 100H56V102H55ZM164 100H166V101H164ZM199 101V103H198V101ZM220 100V101H219ZM247 100H249V99H244V105H245V107L247 108V107H250L251 106V104H252V102L250 101H247ZM261 101H264V99H260ZM45 101H43V102H45ZM62 101V102H61ZM112 101L113 102H115V101H117L116 102V104L118 105V103H120L121 105H122V103H123V105H122V107H126L127 109H122V108H120L119 110V112H118V114H121L120 112H123L124 114H122L123 116L122 117H120L121 115H119V117L120 118H115V119H117V120H114L113 119V121H112V117H110L109 116V118L111 119V120H109L108 119V117H106L107 116V113H109L108 115H111V113L109 112L110 111V109L112 108V107H114V106H116L114 103H112ZM124 101V102H123ZM128 101V102H127ZM135 101H137V103L135 102ZM142 101V102H141ZM154 101H155V103H154ZM159 101V102H158ZM160 101H162V102H164L163 104H162V102H160ZM219 101V102H218ZM257 101H259V100H257ZM253 102V104L255 103L256 105L260 102ZM17 102V103H16ZM40 102V103H39ZM60 102H61V104H60ZM122 102V103H121ZM126 102V103H125ZM146 102V103H145ZM199 104H197V103ZM207 102H209V103H207ZM218 102V103H217ZM15 103V104H14ZM127 105V106H125V104ZM128 103V104H127ZM134 103L137 105H134ZM152 103V104H151ZM188 103H189V105H191V106H188ZM191 103H193V104H191ZM200 103H206L205 104V107L207 108V106H209L207 109L206 108H204L203 106H204V104H203V106H202V104H200ZM216 105H215V104ZM264 102H260L259 104H261V105H257L256 107H258L259 106V108H254L253 109V112L254 111H256L257 109H259V112H261L260 111V109H262V111L264 110ZM27 104H30V105H27ZM50 104L51 105H53V106H51L50 107ZM112 105V104H114L113 106H108V105ZM151 104V105H150ZM154 104V105H153ZM156 104V105H155ZM158 104H161V106L160 105H158ZM208 104V105H207ZM213 104V105H212ZM36 105H41L40 106V108L38 109V108H36V107H38V106H36ZM57 105H60V106H57ZM61 105H62V107H61ZM144 105V106H143ZM154 107H153V106ZM157 105L158 106H160V107H157ZM198 107H197V106ZM200 105H201V107L202 108H200L201 110H202V112H200V111H198V110H200V109H196V108H199L200 107ZM207 105V106H206ZM212 105V106H211ZM14 106V107H13ZM33 106H36L35 107V109H34V107ZM128 106H130L129 108H128ZM149 108H148V107ZM152 106V107H151ZM196 108H195V107ZM31 107H32V109H31ZM53 107V108H52ZM60 107V109H61V112H60V109L58 110V108ZM111 107V108H110ZM143 107H145V108H143ZM162 107H161V109H162ZM190 107H193V109L192 108H190ZM261 107V108H260ZM13 108H15V109H13ZM42 108L44 109V111L42 112V111H39L40 113H38V111L36 112L35 110H42ZM46 108V109H45ZM56 108V109H55ZM131 108V109H130ZM150 108H154V109H158L159 111H161L162 112V116H160L159 118H155V117H153V116H151L152 115V113L154 112V113H156L157 112V110L156 111H153V110H151ZM190 108V109H189ZM23 109V110H22ZM62 109H63V111H62ZM141 109V110H140ZM185 109V110H184ZM190 110V112H189V110ZM195 109L197 110V111H195ZM206 109V110H205ZM256 109V110H255ZM14 110V112H12ZM34 110V111H33ZM105 110H106V114H105ZM108 110V111H107ZM124 110H126L125 112H124ZM136 110V111H135ZM145 110L147 111V113H145ZM149 110H151V111H149ZM186 110H188V111H186ZM208 110V111H207ZM21 111V112H20ZM26 111H28V112H26ZM34 112L33 113V115L35 116H37V114L38 115H40V114H42V113H44L45 112V114L44 115H46L47 114V116H46V118H49V115L50 116H53V117H51V118H49L48 120L49 121H47V120H45V121H43V123H45V124H42L41 123V127H39L40 129H38L39 131H34V130H32L33 129V127H34V129H36L35 127H38L37 126V124L36 123H38L37 121H39V120H35L36 118L34 117V116H32V119L34 120V125H36V126H34L33 125V121H32V123L30 122V124H28L29 122L28 121H30V118H31V115L32 114H30L31 112ZM58 111H59V113H58ZM143 111V112H142ZM153 111V112H152ZM185 111V112H184ZM192 111H194V113L192 112ZM207 111V112H206ZM35 112L37 113V114H35ZM42 112V113H41ZM49 112V113H48ZM126 112H128L129 113V115L127 114H125ZM148 112H149V114H148ZM151 112V113H150ZM186 112H187V114H186ZM197 112H199V116L200 115H203L204 114V116H200V121L199 120H197L196 118H195V116H197ZM204 112V113H203ZM251 114H250V113ZM248 113H247V116L245 117L246 119H245V122H244V130L245 131H249V134L251 135V134H254L255 133V130H256V126H255V121H257L258 120V118H260V117H262L263 116V113H264V111L263 112H261V113H259L258 112V110L256 111V112H252V110L251 111H249ZM27 113V114H26ZM56 114V117H55V114ZM143 113V114H142ZM153 113V114H154ZM189 113H190V115L192 116V114H193V116L192 117H190V115H189ZM208 113H210V114H208ZM21 116H20V115ZM26 114V115H25ZM30 115V117H29V115ZM49 114V115H48ZM58 114V115H57ZM72 114V123H73V125H71V127L69 128L70 129V131L69 130H66V132L68 131L70 134H72V136H73V134L77 137L76 139V141H75V143L77 144H75L76 146L74 147V149H73V142L71 143V139H70V137H71V135L68 133V135H67V133L65 132H63L61 129H63L64 127V125L66 124L65 122H67V120H68V117L70 116ZM118 114H117V116H118ZM184 114H186V115H184ZM196 114V115H195ZM209 115L208 117H207V115ZM64 115V116H63ZM105 115V116H104ZM144 115V116H143ZM148 115H150V116H148ZM7 116V117H6ZM25 116V117H24ZM41 116V115H40ZM58 116H59V118H58ZM116 116V117H117ZM147 116V117H146ZM186 116V117H185ZM190 118H193V119H190L189 120V117ZM206 116V117H205ZM252 116V117H251ZM260 116V117H259ZM28 117H29V119H28ZM39 116H37V118H38ZM101 117V118H100ZM104 117H106L105 119H104ZM249 117V118H248ZM251 117V118H250ZM256 117V118H255ZM258 117V118H257ZM6 118H8V120L6 119ZM27 118V119H26ZM61 118V119H60ZM103 118V124L101 125V128H99L97 125L99 124V121L101 120ZM196 120H195V119ZM254 118H255V120H254ZM6 121H5V120ZM17 119V120H16ZM31 119V120H32ZM39 119V118H38ZM53 120L52 122H51V120ZM64 119V120H63ZM67 119V120H66ZM249 119V120H248ZM11 120V121H10ZM23 120V121H22ZM59 120V121H58ZM62 120V121H61ZM192 120V121H191ZM249 122H247V121ZM252 120V121H251ZM254 120V121H253ZM14 121V122H13ZM26 121V122H25ZM58 121V122H57ZM65 121V122H64ZM194 121V122H193ZM252 123H251V122ZM49 122V123H48ZM108 122V123H107ZM111 122V123H110ZM21 123V124H20ZM27 123V124H26ZM58 123V124H57ZM199 123V124H198ZM15 124L18 126V128H17V126H15ZM31 124H32V128H29V127H31ZM50 124V125H49ZM57 124V125H56ZM60 124V125H59ZM250 124H252V125H250ZM12 125H14L13 127H15V130H14V128L12 127H9V128H11L10 129V131H9V128H6V127H8V126H12ZM26 125H30V126H26ZM45 125V126H44ZM104 125V126H103ZM26 126V127H25ZM44 127V129H45V131H44V133H43V127ZM59 126H60V128H59ZM97 126V127H96ZM20 127V128H19ZM46 127V128H45ZM96 127V129H93V128H95ZM190 127H191V129H194V127H195V129L192 131L191 129H190ZM198 127V128H197ZM255 127V128H254ZM5 128H6V131H5ZM49 128H51V129H49ZM99 128V129H98ZM185 128H181V130L183 129V130H185ZM200 128V129H199ZM202 128H203V131H202ZM246 128V129H245ZM254 128V129H253ZM18 131H17V130ZM28 131H27V130ZM59 131V132H57V130ZM60 129V130H59ZM198 129V130H197ZM7 130H8V132H9V134H7ZM29 130L30 131H32V133H28L29 132ZM41 130H42V132H41ZM53 130H55V131H53ZM101 130V131H100ZM178 130H180V128H178ZM177 130V131H178ZM12 131V132H11ZM13 131H14V133H13ZM27 131V132H26ZM34 131V132H33ZM49 131V132H48ZM51 131V132H50ZM89 131V132H88ZM91 131H92V133H91ZM159 133H158V132ZM188 131H189V135H188ZM190 131H192V132H190ZM195 131V132H194ZM197 131V132H196ZM5 132H6V134H5ZM11 132V133H10ZM36 132H39V134L38 133H36ZM66 134L67 136H65L64 134ZM89 134H88V133ZM155 132H157V134H155ZM176 132V131H175ZM194 132V133H193ZM16 133V134H15ZM40 133H43L44 135L43 136H45L44 137V140L46 141V143L47 142H49L50 140L53 142L54 141V144L56 143L57 144V142H55V140L61 135V138L63 139V141H61L60 143L58 142V144L55 146H53V144H52V148H51V151H53L52 153H50V151H48V152H46V154L48 153V155L46 156V154L44 155V153H45V151L44 150H46V148L47 147H45V146H41V144H38L39 143V141H37V140H40V138L42 137V135L40 134ZM50 133V134H49ZM52 133V134H51ZM62 133V134H61ZM190 133H192V134H190ZM33 134V135H32ZM45 134H47V135H45ZM86 134H88L87 136H89L88 138H87V136H86ZM97 134V135H96ZM198 134V135H197ZM20 135V136H19ZM30 135V136H29ZM39 135H41V136H39ZM54 135H55V140H54ZM62 135H63V137H62ZM69 135H70V137H69ZM93 135H95V136H98L97 137V140L99 141V142H101V143H99L98 144V142H96L98 145H96V143H95V141H96V137L95 138H93L92 136ZM156 135V136H155ZM194 135V136H193ZM197 135V136H196ZM4 136V137H3ZM11 136H12V138H11ZM14 136V137H13ZM46 136L48 137V138H46ZM51 136H52V138H53V140L51 139ZM57 136V137H56ZM155 136V137H154ZM190 136L192 137V138H190ZM200 136H201V138H200ZM3 137V138H2ZM91 137V138H90ZM202 137H203V139H202ZM6 138H7V142H6ZM87 138V139H86ZM195 138H197V139H195ZM29 139V140H28ZM34 139V140H33ZM36 139V140H35ZM93 139H95L93 142L91 141V140H93ZM193 139V140H192ZM217 141L220 139L219 137H217V138H215ZM11 140V141H10ZM16 140V141H15ZM49 140V141H48ZM61 140V139H60ZM59 140V141H60ZM68 140L70 141V142H68ZM160 140H164L163 142H159ZM169 140V141H168ZM187 142H186V141ZM201 140V142L199 143V144H202V146L204 147V149H202L203 150V153L204 154H202V150L201 149H199V148H196V150H197V152H195L194 151V149H195V147H197V146H194L195 144H196V142L198 141H200ZM23 142L22 143V146L20 147V149L19 150H17V151H13V149L16 147V144H21V142ZM31 141V142H30ZM179 141H182V142H180L179 143ZM192 141L194 142V143H192ZM3 142H5V143H3ZM16 142V143H15ZM159 142V143H158ZM174 142H175V144H177V145H174ZM177 142V143H176ZM186 142V143H185ZM198 142H197V144L196 145H198ZM30 143H32V144H30ZM36 143H37V146H36ZM65 143V144H64ZM71 144V145H73L72 146V148H71V146H70V148H69V146H66V144ZM185 143V144H184ZM9 144V145H8ZM10 144H11V146H10ZM93 144V145H92ZM183 146H182V145ZM194 144V145H193ZM215 144V145H214ZM14 145V146H13ZM30 145V146H29ZM33 147H32V146ZM35 145V146H34ZM66 146V148H69V151L70 152H68V154L66 153L67 152V150H66V152L64 151V149H66V148H64L63 150H61V147H63V146ZM179 145H181L180 146V149H179ZM185 145H187L188 147L190 146V148H188L187 146V148L185 147ZM217 145V146H216ZM7 146V147H6ZM9 146V147H8ZM38 146H40L39 148H40V153H38L39 152V148H37ZM91 146V147H90ZM191 146L194 148V149H192L191 148ZM31 147V148H30ZM170 147V148H169ZM212 147V148H211ZM33 148V149H32ZM43 148V149H42ZM85 149V150H84ZM170 149V150H169ZM182 149H184L185 150V152H184V150H182ZM188 150V153H187V150ZM30 150V151H29ZM62 151V154H63V151H64V154L62 155V157H59L57 154H59L60 155V152ZM81 150H83V151H86V153H85V155L83 156H81V154H84ZM88 150V151H87ZM181 150V151H180ZM208 150H210V151H208ZM4 151V152H3ZM34 151V152H33ZM180 153H179V152ZM189 151H191L192 153L191 154H189ZM201 151V152H200ZM127 152V153H126ZM134 152V153H133ZM142 152V153H141ZM167 154H166V153ZM6 153V154H5ZM16 153V154H15ZM29 153V154H28ZM66 153V154H65ZM173 153H175L176 155H178V156H176L175 157V155L173 156ZM182 153V154H181ZM195 153V154H194ZM78 154H80V155H78ZM129 154H131V155H129ZM143 154V155H142ZM149 154V155H148ZM159 154V155H158ZM161 154V155H160ZM183 156V154L185 155V156H183V157H185V158H183L181 155ZM209 154V153H208ZM5 155V156H4ZM9 155V156H8ZM18 155V156H17ZM26 155H27V157H26ZM31 155V161L30 160H28L29 159V156ZM37 155V156H36ZM50 155V156H49ZM125 155H127V156H125ZM134 155H135V157H134ZM146 155V156H145ZM170 157H169V156ZM180 155V156H179ZM192 155H194L193 157H192ZM201 155H203L202 157H201ZM4 156V157H3ZM11 156V157H10ZM12 156L14 157V158H12ZM21 156V157H20ZM36 156V157H35ZM49 156V157H48ZM122 156V157H121ZM128 156H130V157H128ZM132 156H133V158L135 159V160H133V158H132ZM154 156V157H153ZM161 156V157H160ZM166 156V158H164V157ZM173 157V159H172V157ZM190 156V157H189ZM197 158H196V157ZM9 157V158H8ZM17 157V158H16ZM25 157V159H23ZM43 157H44V159L45 160H43ZM149 157H151V159H149ZM177 157H181V158H183V160H182V162H181V159H180V164L178 163V161H177V163H178V167L179 168H177V166H176V169H175V171H177V172H174V169H172V170H170V171H164L163 172V169L165 170L167 167L166 166H169V164H168V161H171L172 162V160L175 162L176 161V159L175 158H177ZM189 157V158H188ZM192 157V158H191ZM198 157H200V158H198ZM20 160H19V159ZM28 158V159H27ZM116 158V159H115ZM144 158V159H143ZM159 158V163H155V161H157V159ZM169 158H171V159H169ZM195 158L196 159H198L197 161L195 160ZM4 159V160H3ZM143 159V160H142ZM146 159V160H145ZM162 159V161H160ZM168 159V160H167ZM175 159V160H174ZM190 159V160H189ZM25 160H27V161H25V163H24V161ZM73 160H75L74 161V163L72 164V162H73ZM155 160V161H154ZM188 161V162H186V161ZM192 160V161H191ZM3 161H5V162H3ZM10 161H11V164H10ZM23 161V162H22ZM78 161V160H77ZM115 161V162H114ZM128 161V162H127ZM167 161V162H166ZM191 161V162H190ZM196 161V162H195ZM200 163H199V162ZM28 163V166H29V169H28V167H27V165H25V164H27ZM29 162H31V163H29ZM71 162V164L69 165V163ZM105 162H107V164L105 163ZM109 162V163H108ZM110 162H112V163H110ZM138 162V163H137ZM140 162H143L142 163V165L140 166V168H139V171L137 172L136 171V169H137V164H139ZM146 162V163H145ZM148 162V163H147ZM168 164H166V163ZM170 162V163H171ZM186 162V163H185ZM215 162V163H214ZM8 163V164H7ZM23 163V164H22ZM124 163H126L125 164V166H124ZM145 163V164H144ZM173 163V162H172ZM183 163V164H182ZM185 163V164H184ZM188 163V164H187ZM191 163H192V165H191ZM193 163H198L197 164V166L195 165V164H193ZM236 163H240V161H237ZM37 164V163H36ZM42 164V165H41ZM127 164H128V166H127ZM135 164V165H134ZM190 164V165H189ZM12 165V166H11ZM44 165V166H43ZM68 165V166H67ZM72 165V166H71ZM132 165V166H131ZM148 165V166H147ZM163 165H165V167L163 166ZM184 165V166H183ZM3 166V167H2ZM27 168H26V167ZM37 166V165H36ZM37 166V167H38ZM112 166V167H111ZM120 166V167H119ZM161 166H163V167H161ZM190 166V167H189ZM192 166V167H191ZM207 166V167H206ZM235 166V167H234ZM67 167H69V168H67ZM118 167H119V169H118ZM174 168H175V166H173ZM172 167V168H173ZM193 167H195V168H193ZM199 167H197L198 169H200ZM206 167V168H205ZM211 167V168H210ZM213 167V168H212ZM15 168V169H14ZM19 168V169H18ZM41 168V169H40ZM53 168V169H54ZM65 168H67V169H65ZM113 168V169H112ZM123 168H125V169H123ZM127 168H128V170H127ZM132 168V169H131ZM141 168H142V170H141ZM163 168V169H162ZM190 168H193V170L192 169H190ZM196 168V169H197ZM236 168V169H235ZM21 169V170H20ZM37 169V168H36ZM95 169V170H96ZM116 169V170H115ZM122 169V170H121ZM130 169H131V171H130ZM155 169H162V170H160L161 172H159V176H161L162 178H159L158 180H156L155 179V176L153 175V173H154V171H155ZM177 169H179L180 170V172L177 170ZM210 169H211V171H212V174H211V172H206V171H210ZM233 169V170H232ZM59 170L61 171V170H63V172H60V173H58L59 172ZM114 170V171H113ZM117 170H119V172H117ZM120 170H121V172H120ZM185 170V171H184ZM206 170V171H205ZM222 170V171H221ZM230 170V171H229ZM2 171V172H1ZM15 171V172H14ZM41 171H43V173L41 172ZM58 171V172H57ZM65 171V172H64ZM122 171H123V175L122 176H120V179L119 180H117V179H115V177H117L118 176V174H120V173H122ZM142 171V172H141ZM171 171H173L174 173H172ZM200 171H202V172H200ZM204 171V172H203ZM40 172L42 173L41 175V177H40ZM53 172H55V171H53ZM98 172V173H97ZM129 172H131V173H129ZM167 172H171V173H167ZM179 172V173H178ZM225 174H224V173ZM228 172V173H227ZM4 173V174H3ZM12 174V176L10 175V174ZM15 175H14V174ZM17 173H21V174H17ZM86 173H87V175H86ZM91 173V174H90ZM203 173V174H202ZM215 173V174H214ZM231 173V174H230ZM238 173H240V174H238ZM2 174V175H1ZM7 174H9L10 175V178L12 177L14 180H8L7 178ZM101 174H102V176H101ZM164 174V175H163ZM167 174V175H166ZM173 174V175H172ZM175 174V175H174ZM177 174V175H176ZM199 174V175H198ZM205 174V175H204ZM218 174V175H217ZM221 174V175H220ZM244 174V173H243ZM6 175V176H5ZM18 176V177H14V176ZM36 175H37V177H36ZM39 175V176H38ZM62 175V176H61ZM104 175V176H103ZM217 177H216V176ZM235 175V176H234ZM237 175H238V177H237ZM244 175H247V174H244ZM20 176V177H19ZM25 176V177H24ZM46 176V177H45ZM96 176V177H95ZM163 176H164V179H163ZM167 176H168V178H167ZM170 176V177H169ZM172 176V177H171ZM203 176V177H202ZM212 176V177H211ZM219 176V177H218ZM226 176H228V177H226ZM233 176V177H232ZM248 176V177H249ZM253 176V177H252ZM4 177H7L6 178V181L8 180V182H7V184H6V181H5V178ZM32 177V178H33ZM103 177V178H102ZM123 177V178H122ZM174 177H175V179H174ZM181 177V178H182ZM258 177V178H257ZM262 177V178H261ZM31 178V179H32ZM33 178V179H34ZM93 180H92V179ZM108 178V179H107ZM166 178L168 179V181H171V180H173V183L172 182H167L166 181ZM170 178V179H169ZM173 178V179H172ZM205 178V179H204ZM217 178V179H216ZM219 178H220V180H219ZM237 180H236V179ZM245 178H247V179H245ZM32 179V180H33ZM99 179V180H98ZM106 179V180H105ZM124 179V180H123ZM179 181L178 183H179V186H178V183H177V180ZM249 179V180H248ZM258 179V180H257ZM21 180H22V182H21ZM96 180H98V181H96ZM137 181V183H136V181ZM164 181V182H162V184H161V181ZM176 180V181H175ZM221 180H223V181H221ZM224 180H226V182L224 181ZM248 180V182L246 183V181ZM11 181V182H10ZM13 181V182H12ZM15 181V182H14ZM29 183H28V182ZM35 181H37V183H39V179H37V180H35ZM80 181V182H79ZM92 181V182H91ZM100 181H101V183H100ZM103 181H105L103 184H102V182ZM107 181V182H106ZM176 182V184L177 185H175V182ZM203 183H202V182ZM214 181V182H213ZM251 181H252V183H251ZM73 182V183H72ZM76 182H78V185L77 184H75ZM81 182H83L84 184H85V186H88V184H89V186L88 187H90V186H92L91 188H92V190L91 189H89L90 191H91V193H90V191L88 190V187H86V188H83L84 189V191L83 192H87L88 193V191H89V195L91 194L92 195V193H93V195L92 196H94L93 198L90 196L89 197V195H86V194H81V186H79V185H81ZM88 182V183H87ZM142 184H141V183ZM166 182H167V184L169 183H171L172 185H171V187H173V185H174V188H172V189H168V192L169 191H173V192H171L170 193V197L172 198V200H171V198H169L168 200H167V202L165 201V202H162L161 203V201L159 202V197H157V194L156 193H154V192H166V189H167V187L168 188H171V187H169L170 185L168 184V185H166ZM201 182V183H200ZM259 183L258 185H257V183ZM69 183H71V184H69ZM163 183H165L164 185H163ZM207 183V184H206ZM216 183V184H215ZM245 183V184H244ZM28 184V185H27ZM40 184V183H39ZM69 184V185H68ZM75 184V185H74ZM101 184V185H100ZM110 185V184H112V185H110V187H107L108 185ZM139 184V185H138ZM203 184V185H202ZM220 184H222V186L220 185ZM249 184V185H248ZM5 185V186H4ZM96 185L97 186H99V187H96ZM159 185V186H158ZM164 186L165 187V185L167 186L166 188H164V190L165 191H162L160 188V186ZM200 185V186H199ZM215 185V186H214ZM228 185V186H227ZM255 185H257V186H255ZM259 185H262V186H259ZM5 188H4V187ZM75 186V187H74ZM76 186H78V187H76ZM101 186H106L105 188L104 187H101ZM176 186V187H175ZM177 186H178V188H177ZM211 186H213V187H211ZM237 186V187H236ZM243 186V187H242ZM95 187V188H94ZM113 187V188H112ZM141 187V186H140ZM160 187V188H159ZM223 187V188H222ZM245 187V188H244ZM252 187H254V188H252ZM259 187V188H258ZM64 188V189H65ZM77 188V189H76ZM79 188V189H78ZM111 188V189H110ZM157 188L159 189L158 191H157ZM175 188H176V190H175ZM210 188H211V190H210ZM221 188V189H220ZM238 188V189H237ZM10 189V188H9ZM81 189V190H80ZM93 189L94 190H97L98 191V193H97V195H96V191H93ZM110 189V190H109ZM115 189V190H114ZM139 189H143V186L141 187V188H139ZM155 189H156V191H155ZM163 189V188H162ZM214 189V190H213ZM217 189H219V190H217ZM107 190V191H106ZM112 190V191H111ZM114 190V191H113ZM177 190H178V192H177ZM205 190V191H204ZM238 190H240V191H238ZM259 190H261V191H259ZM74 191V192H73ZM77 191V192H76ZM80 191V196H79V194H78V192ZM152 191V192H151ZM217 191V192H216ZM247 191H248V193H247ZM48 192V193H47ZM54 194H53V193ZM82 192V193H83ZM108 192V193H107ZM123 192V189L121 190V193ZM176 192H177V194H176ZM209 192V193H208ZM211 192V193H210ZM212 192H214V194H212ZM216 192V193H215ZM218 192H219V194H218ZM232 192V193H231ZM241 192V193H240ZM254 192V193H253ZM3 192H1L0 194H2ZM100 193V194H99ZM106 193H107V195H106ZM112 195V197H111V195ZM142 193V192H141ZM154 193V194H153ZM207 193V194H206ZM224 193V194H223ZM240 193V194H239ZM249 193H251V194H249ZM50 194H52V195H50ZM75 194V195H74ZM156 194V195H155ZM210 194V195H209ZM213 196H212V195ZM231 194V195H230ZM34 195V196H33ZM70 195V196H69ZM82 195V196H81ZM84 195H86V196H84ZM103 195H105L104 197H103ZM220 195V196H219ZM67 196V197H66ZM77 196H79V197H77ZM159 196V195H158ZM173 196H174V198H173ZM176 196V197H175ZM203 196V197H202ZM213 198H212V197ZM216 196V197H215ZM232 196V197H231ZM242 196V197H241ZM44 197H46V199L44 198ZM53 197V198H52ZM88 197V198H87ZM108 197H111L109 200H107L108 199ZM202 197V198H201ZM210 197V200L208 199ZM229 197V198H228ZM261 197V198H260ZM58 198V199H57ZM71 198V199H70ZM77 200H76V199ZM92 198V199H91ZM99 198V199H98ZM106 198V199H105ZM205 198V199H204ZM218 198V199H217ZM254 198V199H253ZM81 200V202H79V200ZM88 199H89V201H88ZM98 201H97V200ZM174 199V200H173ZM217 199V200H216ZM247 199V200H246ZM250 199V200H249ZM2 200V199H1ZM0 200V212H1V216H3V217H1L0 216V219L1 220H6L9 216H11V214H12V209L11 208H9L8 207V204L7 205H5L6 203L2 200L1 201ZM48 200V201H47ZM78 201V202H74V201ZM86 200V201H85ZM93 200V201H92ZM96 200V201H95ZM104 200H107V201H104ZM214 200H215V202H214ZM226 200V201H225ZM95 201V202H94ZM101 201V202H100ZM221 201V202H220ZM239 201H240V203H239ZM2 202H4V203H2ZM19 202V200H17V202L16 203H18ZM32 202H33V204H35L34 206H33V204H32ZM63 202V203H62ZM67 202V203H66ZM72 202V203H71ZM94 202V203H93ZM107 202H108V204H107ZM111 202V204H109ZM231 204H230V203ZM249 202V203H248ZM263 202V203H262ZM9 203H11V202H9ZM40 203V204H39ZM41 203H43V204H41ZM58 203V204H57ZM65 203V204H64ZM74 203V204H73ZM78 203V204H77ZM79 203H80V205H79ZM98 203V204H97ZM156 203V204H155ZM239 203V204H238ZM72 204V205H71ZM86 204V205H85ZM101 204H103L102 206H101ZM158 204H159V206H158ZM162 204V205H161ZM164 204V205H163ZM166 204V205H165ZM39 205V206H38ZM71 205V206H70ZM85 205V206H84ZM90 205H93V206H90ZM97 205V206H96ZM106 205V206H105ZM111 206V207H109V206ZM5 206H7V207H5ZM38 206V207H37ZM69 206V207H68ZM78 208H77V207ZM81 206V207H80ZM84 206V207H83ZM90 206V207H89ZM105 206V207H104ZM161 206V207H160ZM165 206V207H164ZM231 206H233V207H231ZM64 207V208H63ZM86 207V209H84ZM108 209H107V208ZM164 207V208H163ZM37 208V209H36ZM38 208L40 209V210H38ZM80 208V209H79ZM82 208V209H81ZM104 208V209H103ZM112 208H114V206L112 207ZM241 208V209H240ZM254 208V209H253ZM1 209H3V210H1ZM5 209V210H4ZM10 211H9V210ZM30 209V210H31ZM84 209V210H83ZM91 209V210H90ZM93 209H96L97 210V212H96V210H94L95 212H91V213H87V211L88 212H90V211H93ZM103 209V210H102ZM234 209H236V210H234ZM23 210V211H22ZM38 210V213H36L35 214V211H37ZM69 210V211H68ZM100 210V211H99ZM107 210V211H106ZM109 210V211H110ZM228 210V211H227ZM232 210V211H231ZM239 210H241V211H239ZM243 210V211H242ZM253 210V211H252ZM254 210H256V211H258V212H256V211H254ZM5 211V212H4ZM72 213H71V212ZM101 211H103L104 212V214H103V212H101ZM234 211V212H233ZM10 214H9V213ZM99 212H101V213H99ZM151 212L149 213V215L151 214ZM255 212V213H254ZM6 213V214H5ZM233 213H235V215H232ZM238 213V214H237ZM241 213V214H240ZM259 213V214H258ZM84 214H86V215H84ZM87 214H89V215H87ZM247 214V215H246ZM262 215V216H261ZM8 216V217H7ZM85 216H87V217H85ZM98 216H96V218H97V220L95 221V222H98L99 220L98 219H100V218H98ZM228 216V217H227ZM234 216V217H233ZM246 216V217H245ZM248 216V217H247ZM156 216H151V219L149 220V221H147V222H145V220L142 218L141 219V221H139L138 222V224H137V226H136V228H133V229H131V240H134L135 239V237H136V235L137 234H139V232H144V231H146V229H147V227H148V224H150V223H152V222H157V217L155 218ZM226 217H227V219H226ZM251 217V218H250ZM6 218V219H5ZM34 218H35V220H34ZM61 218V219H60ZM84 218H87V219H84ZM90 218H94L93 219V222H92V220L90 219ZM232 218V219H231ZM233 218H236V219H233ZM248 218V219H247ZM258 218V219H257ZM17 219V220H16ZM40 219V220H39ZM56 219V220H55ZM59 219V220H58ZM154 219H155V221H154ZM239 219V220H238ZM237 220H238V223H237ZM14 221H15V224H14ZM62 221V222H61ZM151 221V222H150ZM254 221H255V223H254ZM262 221V222H261ZM59 222V223H58ZM61 222V223H60ZM117 222H118V220L117 221H113V223H115L114 225H116L117 224ZM141 222V223H140ZM261 222V223H260ZM112 223V224H113ZM79 224L81 225V224H83V225H81L80 227H79ZM87 224V225H86ZM0 225V226H1ZM10 227H9V226ZM12 225V226H11ZM60 225V226H59ZM84 225H85V227H84ZM96 225H98V224H96ZM145 225V226H144ZM229 225V226H228ZM244 225V226H243ZM253 225V226H252ZM52 226V227H51ZM57 226H58V228H57ZM235 226V227H234ZM252 226V227H251ZM9 227V228H8ZM55 227H56V229H55ZM83 227V228H82ZM228 227V228H227ZM251 227V228H250ZM18 228V229H17ZM124 228V226L121 228V230ZM142 228V229H141ZM145 228V229H144ZM235 228V231L233 232V229ZM38 229V230H37ZM140 229V230H139ZM228 229H230V230H228ZM244 229V230H243ZM56 232H55V231ZM118 230H120V229H118ZM232 230V231H231ZM240 230V231H239ZM49 233V236L50 237H53V238H50L49 236H48V233ZM51 232V233H50ZM52 232H54L53 234H52ZM58 232H59V234L61 235L62 234V236H60L59 234H58ZM3 232L1 231V236L2 235H5V233H3ZM76 233H77V235H76ZM238 233V234H237ZM240 233V234H239ZM244 233V234H243ZM56 234H58V235H56ZM45 235V236H44ZM54 235V236H53ZM241 235V236H240ZM41 236V237H40ZM77 236V237H76ZM30 237H31V241H30ZM61 237V238H60ZM71 237H72V239H73V237L75 238V239H71ZM38 238V239H37ZM47 238V239H46ZM98 238V237H97ZM97 238H95V239H97ZM126 238V240H129V237H125ZM128 238V239H127ZM70 241H69V240ZM67 240L69 241V242H67ZM98 240V239H97ZM131 240L129 241V242H131ZM61 241H62V243H61ZM64 241H66V242H64ZM76 241H78V239L77 240H75V242ZM94 241H96V240H94ZM44 242H46V243H44ZM63 242H64V244H63ZM69 243V244H68ZM151 243V240L149 239V240H147L146 242H145V244L147 245V244H150ZM64 245V247H62V245ZM65 244L67 245V246H65ZM71 244H73V243H71ZM14 245H15V247H14ZM55 245V246H54ZM43 246V247H42ZM55 248H54V247ZM63 248L62 250H60V248ZM15 248V249H14ZM19 248V249H18ZM12 249V250H11ZM31 249V250H30ZM69 249V248H68ZM72 249V248H71ZM17 250V251H16ZM58 250H60L59 252H58ZM73 250V249H72ZM20 251V252H19ZM38 251V252H37ZM200 252L201 251V249L200 248H198V247H193V249H191V250H185V252L184 253H182V257H185L186 259H182L180 262H179V264H210V259L213 257V255H215V254H219L218 252L217 253H212V252H210V251H208V250H205L204 251V254H203V258L200 260V261H197V259H196V253L197 252ZM56 252H58V253H56L57 255H54ZM64 252V251H63ZM198 252V253H199ZM63 254L64 255V257H63V255L61 256V255ZM25 255H27V253H25ZM76 255V254H75ZM208 255V256H207ZM67 258H66V257ZM89 256V257H88ZM80 257V258H79ZM92 257V258H91ZM62 258L64 259V260H62ZM70 258V259H69ZM86 258H89V260L87 259V262L89 263V264H98L97 262V260H96V258H95V256L94 255H87V257ZM194 258H195V260H194ZM79 259H80V261H79ZM90 260H92V262H90ZM186 260V261H185ZM66 261H67V263H66ZM78 261H79V263H78ZM192 261V262H191ZM194 261V262H193ZM202 261V262H201ZM96 262V263H95ZM191 262V263H190ZM87 263V264H88Z\"/></svg>",
    "mask_w": 264,
    "mask_h": 264
},
{
    "label": "clouds",
    "instance_id": "clouds-1",
    "mask_svg": "<svg viewBox=\"0 0 264 264\" xmlns=\"http://www.w3.org/2000/svg\"><path fill=\"white\" fill-rule=\"evenodd\" d=\"M253 6L259 5L254 4ZM208 21L209 17L206 13H199L195 19L197 25H203L205 28L209 27ZM52 22L45 5L44 9L33 19L30 30L25 32L22 37L11 42L7 39L0 41V48L11 43V52L6 62V67L10 71L0 72V77H7V83L4 79H0V87L18 88L20 86L14 82L13 77L22 71L25 76L27 75V69L31 66L28 61L34 54L33 37L37 31L40 35L46 33ZM32 63H35L34 59ZM247 72L252 76L264 72V61L248 65ZM260 84H264V79L254 86V90L259 88ZM232 92L234 95L223 104L216 108H209L212 114L210 123L207 120L201 121L207 129L203 144L207 146L213 142L217 143L218 146L214 152L216 169L235 165L242 170L240 178L243 180L244 171L251 173L264 169V116L256 121L255 133L250 135L244 130L245 117L257 105L254 103L246 108L244 99L247 97L241 96L238 88H233ZM30 95V90L28 95L21 94L16 107L20 108L27 103ZM258 95L264 96V89H261ZM181 99L182 96L170 97L168 115L164 121H153L156 129L160 132V137H170L178 128L185 127L189 123L178 111L183 107L180 105ZM196 119L200 120L201 118L197 115ZM217 137L220 138L219 141H216ZM22 143L17 144L13 151L19 150ZM165 149H168L167 142L161 144L159 149H154L153 155ZM205 154L208 155L207 148H205ZM237 161L240 163H236ZM155 163H159V158ZM141 165L142 162L137 165V171ZM160 170L155 169L153 173L156 180L160 178ZM198 171L197 168L193 173L182 177V183L178 189L181 196L177 197L175 202H170L167 209L162 210L163 216L151 212L155 198L151 195H143L133 182L132 177H128L120 183L114 193L115 199L112 201V205L115 207L114 214L118 217V221L124 225V228L122 230L114 229L110 233L111 243L104 250L105 264H179L182 259H186L182 257V253L185 250L193 249L194 246L201 249L196 254L197 261H200L204 251L208 250L212 253H219L213 255L210 264H264V229L246 233L243 237H233L231 233L226 232L219 221L221 214L229 208V205L221 206L218 203L198 199L201 189L193 186L198 183V178L195 176V172ZM34 175L35 168H32L27 172L26 178L31 179ZM122 175L123 173H120L115 179L119 180ZM38 187L39 184L34 182L30 189L25 191L21 190L20 183H14L10 189L3 190L5 194H0V199L12 209L11 216L4 221V224H8L12 221V217L20 213L16 227L24 226L27 215L31 213L20 212V209L27 202L30 192L36 191ZM121 189H123L122 193ZM17 200L19 203H16ZM150 212L151 215H149ZM153 215L157 217V222L148 224L146 231L139 232L135 239L131 240V229L136 228L142 218L147 222ZM0 231L5 233L0 236V243H2L7 239V236L11 235V231H15V228L10 231L0 226ZM125 237H129V240H126ZM149 239L151 243L146 245L145 241ZM130 240L131 242H129ZM15 243L16 240L13 239L0 247V264H56L58 257L52 255L54 249L44 251L39 255L29 252L32 245L24 248L21 253L8 251L10 245Z\"/></svg>",
    "mask_w": 264,
    "mask_h": 264
},
{
    "label": "bare ground",
    "instance_id": "bare-ground-1",
    "mask_svg": "<svg viewBox=\"0 0 264 264\" xmlns=\"http://www.w3.org/2000/svg\"><path fill=\"white\" fill-rule=\"evenodd\" d=\"M56 1H57V0H56ZM105 1L108 2V0H105ZM105 1H104V2H105ZM119 1H120V0H119ZM133 1H134V0H133ZM150 1H151V0H150ZM179 1H180V0L176 1L175 5H177V2H179ZM184 1L187 2V0H184ZM184 1L181 0V2H184ZM192 1H193V0H190V3L187 5L188 8H190V6H191L192 4H194V5L197 4V3L195 4L194 1H193V2H194V3H193ZM198 1H199V0H198ZM198 1H196V2H198ZM202 1H203V0H202ZM204 1H205L206 3H205ZM204 1H203L204 3H203V2H201V3H203V5H204V4H207V5L209 4L208 6H209V7L212 6V7H210V8H212V9H210L209 7L206 8V5H204V6H205V8H204L205 10L202 9V10H204L203 12L206 13L207 11H209V9H210V10L215 9L214 12H212V14H210V16H209V21H208V23H209V27L205 28L203 25H197V24H194L196 18H195V16H194L193 13H192V14H193V17H194V18L191 17V14H190V13H189V14H190L189 17L192 18V19H194V20L192 21V19H191V21H189L190 18H188V20H187L188 22H187V21L185 20V18L188 17V14H186L187 12L185 13V11H184L185 15L183 14V12H182V14L184 15V17L186 16V17L184 18V20H185V23L187 22V24H184V28H183V30H180L181 33H179V31H178V33L180 34V36L176 37L175 35L172 34L173 36L176 37V38L174 37L175 39H177V38L181 39V41H180L181 43L184 41L183 44L179 43V41H178V43H177V44H180V46L183 45V46H181V47H184V49L186 50V51H183L184 49L182 50L184 53L187 52V51H188L190 48H192V47H194V48H198V49H200V50H203V49L208 50L209 47H210V48H213V47H211V46H213V44L215 43L214 40H213L214 43H213L211 46L208 47L207 44H210V42L207 43V38L210 37V35L208 36V34L210 33V31H211L213 28H215V26H218V27H220L221 29H222V28L225 29V30L227 29L228 31H229V30H233L232 32H234V33L236 32V35H233V36H237V35H239L237 32H238L239 27L241 28V25H239V24H241V22L243 23V21L247 19V20H246L247 22L244 21L246 24H249V25H250V22H253V21H255V24H256V21H260V20H259V19L254 20L255 17H256V16H257V17H260L261 14L264 12V11H263L264 0H204ZM36 2H37V1H36ZM39 2H40V1H39ZM110 2L113 4V1H110V0H109V3H108V4H110ZM142 2H143V0H142ZM142 2H141V3H142ZM146 2H148V1H146ZM151 2H152V1H151ZM168 2H169V1H168ZM37 3H38V2H37ZM37 3H36V5H37ZM47 3H48V2H47ZM91 3H92V2H91ZM116 3H117V2H116ZM171 3H172V2H170L169 4H171ZM86 4H87V3H86ZM96 4H97V3H96ZM99 4H101V3H99ZM112 4H111V5H112ZM114 4H115V2H114ZM143 4H144V3H143ZM143 4H142V5H143ZM150 4H151V3H150ZM154 4H157V3H154ZM154 4H153V5H154ZM160 4H161V3H160ZM167 4H168V3H167ZM179 4H180V2H179ZM183 4H184V3H183ZM198 4H200V3L198 2ZM254 4H258L260 7L262 6V7H261V8H262V9H261L262 12H261V11H258V12H261V14L258 15V12H257V15L255 16V14H256L255 11H256L257 9L259 10L260 7H259V6H258L259 8H258L257 6L255 7V6H253ZM33 5H35V3H33ZM36 5H35V6H36ZM48 5H49V4H48ZM128 5H129V4H128ZM147 5H148V3H147ZM158 5H159V4H158ZM171 5H172V4H171ZM185 5H186V4H185ZM189 5H190V6H189ZM200 5H201V4H200ZM200 5H197L196 8L198 9V6L200 7ZM203 5H202V6H203ZM245 5H247V7H245ZM52 6H53V5H52ZM88 6H89V5H88ZM94 6H95V5H94ZM96 6H97V5H96ZM96 6H95V7H96ZM99 6H100V5H99ZM108 6H109V5H108ZM112 6H113V5H112ZM122 6H123V4H122ZM160 6H161V5H160ZM165 6H166V5H165ZM183 6H184V5H183ZM204 6H203V7H204ZM33 7H34V6H33ZM129 7H130V6H129ZM134 7H135V6H134ZM140 7H141V6H140ZM145 7H146V4H145ZM162 7H163V6H162ZM167 7H168V5H167ZM184 7H185V6H184ZM184 7H183L182 10H184ZM194 7H195V6H194ZM253 7H255L254 9H256V8H257V9L254 11V10H253ZM41 8H42V7H41ZM85 8H86V7H85ZM119 8H120V7H119ZM122 8H124V7H122ZM146 8H147V7H146ZM149 8H150V7H149ZM149 8H148V9H149ZM152 8H153V7H152ZM192 8H193V7H191V9H192ZM208 8H209V9H208ZM117 9H118V8H117ZM135 9H136V8H135ZM158 9H159V8H158ZM158 9H157V10H158ZM186 9H187V8H186ZM193 9H194V8H193ZM207 9H208V10H207ZM9 10H10V9H9ZM11 10H12V9H11ZM67 10H68V9H67ZM74 10H75V9H74ZM87 10H88V9H87ZM87 10H86V11H87ZM96 10H97V9H96ZM118 10H119V9H118ZM120 10L122 11L121 8H120ZM123 10H124V9H123ZM154 10H155V9H154ZM166 10H167V9H166ZM180 10H181V9H180ZM180 10L177 11V12H179V13H177V12H175V13H176L177 15L181 14V13H180V12H181ZM194 10H195V9H194ZM198 10H199V9H198ZM198 10H196V13H195V14H197ZM206 10H207V11H206ZM250 10H251V11H250ZM252 10H253V11H252ZM12 11H13V10H12ZM39 11H40V10H39ZM83 11H84V10H83ZM89 11H90V10H89ZM126 11H127V10H126ZM160 11H161V10H160ZM169 11H170V10H169ZM36 12H37V11H36ZM55 12H56V11H55ZM96 12H97V11H96ZM102 12H103V11H102ZM106 12H107V11H106ZM108 12H109V11H108ZM113 12H114V11H113ZM152 12H153V11H151L150 13H152ZM155 12H156V11H155ZM170 12H171V14H172L173 11L171 10ZM191 12H195V11H191ZM250 12H251V13H250ZM253 12H254L255 14L252 16L251 14H252ZM88 13H89V12H88ZM88 13H87V14H88ZM104 13H105V12H104ZM146 13H147V12H146ZM156 13H157V12H156ZM158 13H159V12H158ZM168 13H169V12H168ZM175 13H174V14H175ZM198 13H202V11H201V12H198ZM209 13H210V12H209ZM54 14H55V13H54ZM74 14H75V13H74ZM84 14H85V13H84ZM93 14H94V13H93ZM97 14H99V12H97ZM100 14H102V13H100ZM114 14H115V13H114ZM129 14H130V13H129ZM134 14L136 15V13H134ZM138 14H140V13H138ZM174 14H173V16H174ZM182 14H181V15H182ZM206 14H207V13H206ZM27 15H28V13H27ZM70 15H71V14H70ZM95 15H96V14H95ZM112 15H113V13H112ZM116 15H117V14H116ZM143 15L145 16V14H142V16H143ZM147 15H148V14H147ZM147 15L145 16L146 18H147ZM152 15H153V14H152ZM156 15H157V14H156ZM181 15H180V16H181ZM183 15H182V16H183ZM208 15H209V14H208ZM262 15H263V17H264V13H263ZM2 16H3V15H2ZM2 16H1V17H2ZM11 16H12V15H11ZM23 16H24V15H23ZM29 16H30V14H29ZM50 16H51V15H50ZM52 16H53V15H52ZM74 16H77V15H74ZM85 16H86V15H85ZM119 16H120V15H119ZM137 16H138V18H139V15H137ZM144 16H143V17H144ZM168 16H170V15H168ZM180 16H179V17H180ZM105 17H106V16H105ZM112 17H113V16H112ZM117 17H118V16H117ZM117 17H116V18H117ZM121 17H122V16H121ZM123 17H124V14H123ZM143 17H141V19H142ZM150 17H151V16H150ZM157 17H158V16H157ZM159 17H160V16H159ZM164 17H166V16H164ZM171 17H172V16H171ZM177 17H178V16H177ZM253 17H254V19L252 20ZM25 18H26V17H25ZM28 18H29V17H28ZM30 18H31V17H30ZM64 18H65V16H64ZM79 18H82V17H78V19H79ZM83 18H84V17H83ZM93 18H94V17H93ZM102 18H103V17H102ZM130 18H131V17H130ZM136 18H137V17H136ZM153 18H155V17H153ZM168 18H169V17H168ZM173 18H174V17H173ZM175 18H176V17H175ZM181 18H182V17H181ZM249 18H250L252 21H251ZM260 18H261V17H260ZM22 19H23V18H22ZM26 19H27V18H26ZM32 19H33V18H32ZM53 19H54V18H53ZM53 19H52V20H53ZM58 19H59V18H58ZM58 19H57V20H58ZM74 19H75V18H74ZM74 19H73V20H74ZM87 19H88V18H87ZM89 19H90V18H89ZM104 19H105V18H104ZM111 19H112V18H111ZM117 19H118V18H117ZM144 19H145V18H144ZM156 19H157V18H156ZM163 19H165V18H163ZM177 19H178V18H177ZM177 19H176V21L178 22ZM186 19H187V18H186ZM261 19L264 20V18H261ZM3 20H4V19H3ZM23 20H25V19H23ZM29 20H31V19H29ZM55 20H56V19H55ZM57 20H56V21H57ZM100 20H101V18H100ZM105 20H106V19H105ZM109 20H110V19H109ZM109 20H108V21H109ZM122 20H124V18H123ZM145 20H147V19H145ZM152 20H153V19H152ZM160 20H161V19H160ZM180 20H181V19H180ZM180 20H179V21H180ZM182 20H183V19H182ZM184 20H183V21H184ZM249 20H250V21H249ZM0 21H2V20H0ZM15 21H16V20H15ZM25 21H26V20H25ZM25 21H24V22H25ZM27 21H28V20H27ZM92 21H93V20H92ZM94 21H95V20H94ZM102 21H103V20H102ZM102 21H101V22H102ZM138 21H139V20H138ZM143 21H144V20H143ZM147 21H148V20H147ZM171 21H172V19H171ZM239 21H240V23H239ZM70 22H71V20H70ZM97 22H98V21H97ZM114 22H115V20H114ZM129 22H130V21H129ZM129 22H128V23H129ZM136 22H137V20H136ZM136 22H135V23H136ZM157 22H158V21H157ZM166 22H167V21H166ZM177 22H176V23H177ZM248 22H249V23H248ZM2 23H3V22H2ZM2 23H1V24H2ZM31 23H32V22H31ZM72 23H73V22H72ZM81 23H82V22H81ZM85 23H86V22H85ZM111 23H112V22H111ZM111 23H110V24H111ZM118 23H120V22H118ZM121 23H122V22H121ZM137 23H138V22H137ZM141 23H142V22H141ZM141 23H139V24H141ZM167 23H168V22H167ZM176 23L173 22V23H172L173 26H175ZM181 23H182V22H181ZM21 24H22V23H21ZM21 24H20V25H21ZM57 24H58V23H57ZM63 24H64V23H63ZM63 24H62V25H63ZM79 24H80V23H79ZM79 24H78V25H79ZM87 24H88V22H87ZM106 24H107V23H106ZM108 24H109V23H108ZM160 24H161V23H160ZM160 24H159V25H160ZM163 24H164V23H163ZM246 24H245V25H246ZM252 24H254V23H252ZM255 24H254V26H255ZM23 25H24V24H23ZM120 25H121V24H120ZM166 25H167V24H165V26H166ZM170 25H171V24H170ZM178 25H179V27L181 26V25L179 24V22H178ZM178 25H177V26H178ZM54 26H55V25H54ZM79 26H80V25H79ZM83 26H84V25H83ZM87 26H88V25H87ZM95 26H96V25H95ZM102 26H103V25H102ZM133 26H134V25H132L131 27H133ZM140 26H141V25H140ZM140 26H139V27H140ZM161 26H162V25H161ZM259 26H260V25H259ZM0 27H1V26H0ZM30 27H31V26H30ZM52 27H53V25L48 29V31H50L51 29H53ZM98 27H99V26H97V28H98ZM111 27H112V26H111ZM145 27H147V26H145ZM162 27H163V26H162ZM170 27H172V26H169L168 28H170ZM182 27H183V25H182ZM212 27H213V28H212ZM218 27H217V28H218ZM245 27H246V26H245ZM245 27H244V28H245ZM73 28H74V27H73ZM90 28H91V27H90ZM105 28H106V27H105ZM107 28H108V27H107ZM112 28H113V27H112ZM118 28H120V27H118ZM163 28H164V27H163ZM166 28H167V27H166ZM172 28H174V27H172ZM175 28H177V27H175ZM175 28H174V29H175ZM95 29H96V28H95ZM170 29H171V28H170ZM180 29H181V28H180ZM246 29H247V28H245L244 30L246 31ZM248 29H249V27H248ZM248 29H247V30H248ZM256 29H258V28H256ZM2 30H3V29H2ZM53 30H54V29H53ZM59 30H60V29H59ZM75 30H77V29L75 28ZM82 30H83V29H82ZM86 30H87V29H85V31H86ZM105 30H106V29H105ZM108 30H109V29H108ZM112 30H114V29H112ZM134 30H135V29H134ZM142 30H143V29H142ZM160 30H161V28H160ZM166 30H168V29H166ZM171 30H172V29H171ZM175 30H176V29H175ZM175 30H174V32H175ZM218 30H219V29H218ZM250 30H251V29H250ZM252 30H253V29H252ZM260 30H262V29L259 28L258 31L260 32ZM263 30H264V28H263ZM4 31H5V30H4ZM48 31H47V32H48ZM78 31H79V30H78ZM87 31H88V30H87ZM114 31L118 32L117 29L114 30ZM114 31H113V32H114ZM154 31H155V30H154ZM158 31H159V30H158ZM212 31L215 32V29H213ZM245 31H244V33H245ZM254 31H257V30H254ZM254 31H253V32H254ZM88 32H91V31H88ZM106 32H108V34H109V31L106 30ZM132 32H133V31H132ZM135 32H136V31H135ZM138 32H139V31H138ZM145 32H146V31H145ZM167 32H168V31H167ZM218 32H219V31H218ZM221 32H222V30L220 31V34H221ZM224 32L228 33L227 31H223V34H224ZM229 32H230V31H229ZM17 33H18V32H17ZM78 33H79V32H78ZM104 33H105V32H104ZM148 33H149V31H148ZM169 33H171V32H169ZM175 33H176V32H175ZM211 33H212V32H211ZM211 33H210V34H211ZM216 33H217V32H216ZM216 33H215V34H216ZM239 33H240V30H239ZM255 33H256V32H255ZM45 34H46V33H45ZM80 34H81V33H80ZM80 34H78V35H80ZM85 34H87V33H85ZM110 34H111V33H110ZM114 34H115V32H114ZM116 34H117V33H116ZM116 34H115V35H116ZM134 34H135V33H134ZM176 34H177V33H176ZM212 34H213V39H214V35H215V34H214V33H212ZM217 34H218V33H217ZM220 34H219V35H220ZM230 34H231V33H229V34H225V36H226V35H230ZM241 34H243V30H242V33H240V35H241ZM248 34H249V33H248ZM250 34H251V32H250ZM20 35H21V34H20ZM36 35H37V34H36ZM47 35H48V33H47ZM47 35H46V36H47ZM78 35H77V36H78ZM138 35H139V34H138ZM140 35H141V34H140ZM152 35H153V33H152ZM155 35H156V34H155ZM155 35H154V36H155ZM164 35H165V34H164ZM164 35H163V36H164ZM166 35H167V34H166ZM231 35H232V34H231ZM231 35H230L229 41H230V39H232V37H233V36L231 37ZM246 35H247V33H246ZM38 36H41V35L39 34ZM44 36H45V35L43 34V36L40 37V40H41L42 37L44 38ZM46 36H45V37H46ZM111 36H112V35H111ZM113 36H114V35H113ZM113 36H112V37H113ZM150 36H151V34H150ZM168 36H169V34H168ZM211 36H212V35H211ZM215 36H216V35H215ZM241 36L244 37V35H241ZM241 36H240V37H241ZM248 36H249V35H248ZM260 36H261V35H259V38H260ZM2 37H3V36H2ZM15 37H16V36H15ZM34 37H36V36H34ZM81 37H82V35H81ZM86 37H87V36H86ZM89 37H90V36H89ZM112 37H111V38H112ZM116 37H117V36H116ZM116 37H114V38H116ZM138 37H139V36H138ZM180 37H181V38H180ZM217 37H218V36H216V39H217ZM220 37H221V36H219V38H220ZM238 37H239V36H238ZM240 37H239V38H240ZM243 37H242V38H243ZM245 37H246V36H245ZM37 38H39V37H37ZM91 38H92V37H91ZM107 38H108V37H107ZM134 38H135V37H134ZM143 38H144V37H143ZM150 38L152 39V36H151ZM155 38H156V37H155ZM159 38H160V37H159ZM161 38H162V37H161ZM174 38H173V39H174ZM183 38H184V39H183ZM219 38H218V40H219ZM224 38H225V37H224ZM226 38H228V37H226ZM233 38H234V37H233ZM235 38H236V37H235ZM242 38H241V39H242ZM251 38H253V33H252ZM256 38H257V37H256ZM5 39H6V38H5ZM35 39H36V38H34V40H35ZM151 39H149V40H151ZM157 39H158V38H157ZM162 39H164V38H162ZM173 39H172L171 37H169V38H165L166 41L164 40L165 43H164V45H162L163 50H162V52H161V53H162L161 61L158 60V62H159V61H160V62H159V64H158L157 66L154 64L155 67H157V69L160 68V67H161L162 65H164V64H167V65H168V64H169V63H167V62H168V61H167L168 59H171V58L173 59V56H172V55H173V51H175V50H174V47L177 46V45H174V40H175V39H174V40H173ZM179 39H178V40H179ZM182 39H183V40H182ZM220 39H223V38L221 37ZM253 39H254V38H253ZM1 40H2V39H1ZM108 40H111V39H108ZM145 40H147V39H145ZM145 40H143V42H145ZM152 40H154V39H152ZM152 40H151V41H152ZM159 40H160V39H159ZM159 40H157V41H159ZM208 40H209V39H208ZM223 40H224V39H223ZM223 40H222V41H223ZM225 40H226V39H225ZM232 40H233V39H232ZM235 40H236V39H235ZM255 40H256V39H255ZM255 40H254V41H255ZM36 41H37V40H36ZM116 41H117V40H116ZM116 41H115V42H116ZM162 41H163V40H162ZM176 41H177V40H176ZM209 41H210V40H209ZM215 41H216V40H215ZM229 41H228V39H227V42H228V43H226V41L223 42L224 45H225V43L228 45V44H229ZM240 41H241V40H240ZM252 41H253V40H252ZM37 42L40 43L41 41L38 40ZM88 42H89V41H88ZM111 42H112V40H111ZM111 42H110V43H111ZM125 42H126V41H125ZM159 42H160V41H159ZM219 42H220V41H219ZM219 42H218V43H219ZM230 42H232V41H230ZM233 42H234V40H233ZM242 42H243V41H242ZM242 42H241V43H242ZM249 42H251V40H250ZM259 42H260V41H259ZM38 43H35V41H34V44H33V46H32V49H34V53H35V51L37 50V47L39 46ZM72 43H73V42H72ZM141 43H142V41H141ZM148 43H149V42H148ZM150 43L152 44V42H150ZM218 43H216V44H218ZM237 43H238V42H237ZM247 43H248V42H247ZM260 43H262V42H260ZM9 44H10V43H9ZM42 44H43V43H42ZM80 44H81V43H80ZM87 44H88V43H87ZM104 44H105V43H104ZM144 44H145V43H144ZM153 44H154V43H153ZM158 44H159V43H158ZM158 44H157V45H158ZM160 44H161V43H160ZM220 44L223 45L222 43H220ZM230 44H231V43H230ZM230 44H229V45H230ZM232 44H233V43H232ZM251 44H252V43H251ZM255 44H256V43H255ZM37 45H38V46H37ZM68 45H69V44H68ZM90 45H92V44H90ZM111 45H112V44H111ZM116 45H117V44H116ZM122 45H123V44H122ZM124 45L126 46L125 43H124ZM214 45H215V44H214ZM221 45H220V46H217V47H219V49H220ZM224 45H223V46H224ZM243 45H245V43H244ZM249 45H250V44H249ZM249 45H248V46H249ZM256 45H257V44H256ZM258 45H259V44H258ZM9 46H10V45H9ZM48 46H49V45H48ZM73 46H74V45H73ZM107 46H108V45H107ZM129 46H131V45L129 44ZM139 46H140V44H139ZM178 46H179V45H178ZM178 46H177V47H178ZM235 46H236V48H237L238 45H235ZM235 46H233L234 49H235L234 51H237L238 49H236ZM239 46H240V45H239ZM39 47H40V46H39ZM71 47H72V46H71ZM74 47H76V46H74ZM100 47H101V46H100ZM109 47H110V46H109ZM181 47H179V48H181ZM242 47H243V46H242ZM40 48H42V47H40ZM104 48H105V47H104ZM113 48H115V47H113ZM132 48H134V47H132ZM143 48H144V47H143ZM149 48H150V47H149ZM194 48H192L193 50L190 49V50H191V53H190V54H192V51H193V54H194V53L198 50V49H196V50L194 51ZM222 48H223V47H222ZM222 48H221V49H222ZM230 48H231V47H230ZM252 48H253V46H252ZM3 49H4V48H3ZM47 49H48V48L46 47V50H47ZM49 49H50V48H49ZM86 49H87V48H86ZM96 49H97V48H96ZM100 49H101V48H100ZM125 49H126V47H125ZM135 49H136V48H135ZM219 49H218V50H219ZM224 49H226V48L224 47ZM227 49H228V47H227ZM253 49H254V48H253ZM9 50H10V49H9ZM91 50H92V48H91ZM132 50H133V49H132ZM132 50H131V51H132ZM140 50H141V48H140ZM140 50H137V49H136V53H134V51H135V50H134V51L132 52L133 54H129V55H127V56H122V57H121L122 59L119 58V62H120V64H121V63H122V64L126 63V64L128 65V64H130L129 62H131V61H135V63H136V61H137L138 65H139V62H138V61L140 60V56H141V55H139V53H141L144 49H143L141 52H140ZM200 50H199V51H200ZM232 50H233V48H232ZM241 50H242V49H241ZM250 50H251V49H250ZM48 51H49V50H48ZM85 51H86V50H85ZM95 51H96V50H95ZM99 51H100V50H99ZM104 51H105V50H104ZM126 51H127V50H126ZM131 51H130V52H131ZM137 51L139 52L138 54H137ZM199 51H198V52H199ZM227 51H228V50H227ZM234 51H232V52L234 53ZM244 51H245V50H244ZM43 52H44V50H43ZM67 52H68V51H67ZM75 52H76V51H75ZM89 52H90V51H89ZM180 52H181V51H180ZM189 52H190V51H189ZM198 52H196V53H197L196 55H198V54H201V55H202V52H201V53H198ZM212 52H215V53H216V51H213V50H212ZM224 52H225V50H224ZM229 52H230V51H229ZM92 53H93V52H92ZM143 53H144V52H143ZM161 53H160V55H161ZM208 53H209V50H208ZM217 53H218V52H217ZM217 53H216V54H217ZM219 53H220V52H219ZM221 53H223V52H221ZM221 53H220V54H221ZM35 54H36V53H35ZM59 54H60V53H59ZM61 54H62V53H61ZM64 54H65V53H64ZM71 54H72V53H71ZM115 54H116V53H115ZM117 54H118V53H117ZM124 54H125V53H124ZM134 54H135V55H134ZM171 54H172V55H171ZM175 54H176V53H175ZM175 54H174V56H175ZM187 54H189V53H187ZM187 54H186V55H187ZM210 54H212V53H210ZM238 54H239V53H238ZM257 54H258V53H257ZM36 55H37V54H36ZM57 55H58V54H57ZM90 55H91V54H90ZM137 55H138V56H137ZM160 55H159L158 57H160ZM170 55L172 56L171 58H169ZM176 55H177V54H176ZM180 55H182V54H180ZM180 55H179L178 57L182 59V57H181ZM205 55H206V54H205ZM213 55H214V54H213ZM217 55H218V54H217ZM225 55H226V54H225ZM32 56H33V55H32ZM64 56H65V55H64ZM72 56H73V55H72ZM72 56H71V57H72ZM76 56H77V55H76ZM113 56H114V55H113ZM116 56H117V55H116ZM120 56H121V54L119 55V57H120ZM184 56H185V55H184ZM184 56H183V57H184ZM199 56H200V55H199ZM210 56H211V55H210ZM214 56H216V55H214ZM214 56L209 57V55H208V57H209L208 61L206 62L205 60H203L204 62L202 61V62H203L202 65H204L205 63L208 64L209 60H211V61L213 60V63H214V61H215L216 59H218V56H219V55L216 56V57H214ZM220 56H221V55H220ZM220 56H219V57H220ZM229 56H232V54L229 55ZM233 56H234V55H233ZM42 57H43V56H42ZM57 57H58V56H57ZM65 57H66V56H65ZM108 57H109V56H108ZM124 57H125V58H124ZM176 57H177V56H176ZM176 57H174V59H173L172 61H174V60H175V61L178 60V57H177V59H176ZM188 57H190V56H188ZM191 57H195V55H192ZM196 57H197V56H196ZM196 57L193 59L194 61L197 60ZM206 57H207V55H206ZM223 57H224V56H223ZM223 57H222V58H223ZM254 57H255V56H254ZM32 58H33V57H32ZM85 58H86V57H85ZM91 58H92V56H91ZM112 58H113V57H112ZM116 58H117V57H116ZM123 58H124V59H123ZM184 58H185V57H184ZM198 58H199V57H198ZM222 58H220V59H222ZM228 58H229V57H228ZM235 58H236V57H235ZM40 59H41V58H40ZM83 59H84V58H83ZM138 59H139V60H138ZM185 59H186V58H185ZM185 59H184V62H185ZM189 59H190V58H189ZM189 59L187 58L186 60H189ZM191 59H192V58H191ZM201 59H202V58H201ZM203 59H204V58H203ZM220 59H218V61H219ZM232 59H233V58H232ZM249 59H250V58H249ZM249 59H248V60H249ZM42 60H43V59H42ZM70 60H71V59H70ZM79 60H80V59H79ZM97 60H98V59H97ZM113 60H114V59H113ZM117 60H118V59H117ZM193 60H192V62H190V61H186V64L188 65V62H190V63L192 64V63L194 62ZM198 60H200V58H199ZM251 60H252V59H251ZM91 61H92V60H91ZM103 61H104V60H103ZM105 61H106V60H105ZM109 61H111V60H109ZM156 61H157V59H156ZM169 61H170V60H169ZM182 61H183V60H182ZM218 61L216 62L217 64H215V66H218ZM49 62H50V61H49ZM69 62H70V61H69ZM87 62H88V61H87ZM92 62H93V61H92ZM115 62H116V61L114 60V62H113L114 64H113V63H112V64L115 65ZM119 62H116V65L119 66V65H120V64H118ZM153 62H154V61H153ZM195 62H196V61H195ZM202 62H201V63H202ZM246 62H247V61H246ZM249 62H250V61H249ZM60 63H61V62H60ZM78 63H79V62H77V65H78ZM83 63H84V62H83ZM100 63H101V61H100ZM107 63H108V62H107ZM131 63H133V62H131ZM176 63H178V61H177ZM180 63H181V62H180ZM220 63H221V62H220ZM48 64H49V63H48ZM62 64H63V63H62ZM64 64H65V63H64ZM90 64H91V63H90ZM96 64H97V63H96ZM109 64H110V63H109ZM112 64H111V66H112ZM126 64H125V65H126ZM152 64H153V63H152ZM152 64H151V65H152ZM156 64H157V63H156ZM191 64H190V66H191ZM193 64H195V63H193ZM198 64H199V63H198ZM209 64H210V62H209ZM225 64H226V63H225ZM244 64H245V63H244ZM71 65H72V64H71ZM75 65H76V64H75ZM75 65H74V66H75ZM77 65H76V66H77ZM94 65H95V64H94ZM103 65H104V63H103ZM103 65H102V68H101V66L99 65L100 67L98 66L99 68H97V69H96V67L94 66L95 69H96L97 71H96V70H93V68H92L93 72L95 71V75H96V77H98V75L96 74V72H98V74H100V73H99L100 70L98 71V69L108 71V70H110V69L113 67V66H112V67H110V68L107 70V68H105L106 66H103ZM131 65H132V66H131ZM131 65H130V68L132 69V68L135 66V64L133 63V64H131ZM133 65H134V66H133ZM173 65H176L175 62H174ZM173 65H172V66H173ZM195 65L197 66V62H196ZM195 65H194V66H195ZM210 65H211V64H210ZM212 65H213V64H212ZM232 65H233V64H231L230 67H231ZM251 65H252V64H251ZM68 66H70V65H68ZM68 66H67V67H68ZM90 66H91V65H90ZM92 66H93V63H92ZM96 66H97V65H96ZM109 66H110V65H108V67H109ZM136 66H137V65H136ZM152 66H153V65H152ZM152 66H148V67H152ZM158 66H159V67H158ZM164 66H165V65H164ZM181 66H182V65H181ZM190 66H189V68H190ZM196 66H195V67H196ZM199 66H200V65H199ZM215 66H211V67L214 68ZM219 66H220V64H219ZM234 66H235V65H234ZM234 66H233V68H232L233 70H234ZM244 66H245V65H244ZM246 66H247V65H246ZM32 67H33V65H32ZM103 67H104L105 69H103ZM121 67H122V65H121ZM126 67L128 68L129 66H126ZM138 67H139V66H137V68H138ZM143 67H144V66H143ZM148 67H147V68H148ZM170 67H171V65H170ZM173 67H174V66H173ZM185 67H187V66H185ZM195 67L192 66V68H195ZM197 67H198V66H197ZM202 67H203V66H202ZM204 67L206 68L205 65H204ZM204 67H203V68H204ZM53 68H54V67H53ZM68 68H69V67H68ZM118 68L121 69L120 66H119ZM118 68H117V67H116V69H115L114 67L112 68V70L114 69V70H113V74H115V73L117 74V72L114 73V71L118 70ZM147 68H146V69H147ZM162 68H163V67H162ZM177 68H178V67H177ZM177 68H176V69H177ZM183 68H184V67H183ZM203 68H202V69H203ZM205 68H204V71H205ZM215 68H216V67H215ZM215 68H214V69H215ZM217 68H218V67H217ZM217 68H216V69H217ZM222 68H223V67H221V69H222ZM225 68H226V67H225ZM55 69H56V68H55ZM88 69H90V68H88ZM123 69H125V66L123 67ZM123 69H121V70H123ZM135 69H136V68H135ZM141 69H142V68H141ZM151 69H152V68H151ZM151 69L149 68L148 70L151 71ZM153 69H155V68H153ZM173 69H174V68H173ZM185 69H186V68H185ZM190 69H191V68H190ZM199 69L202 71L201 67H200ZM210 69H211V68H210ZM221 69H220V70H221ZM238 69H239V67H238ZM238 69H235V70H238ZM245 69H246V68H245ZM47 70H48V69H47ZM144 70H145V69H144ZM148 70H146V71L148 72ZM162 70H163V69H162ZM170 70H171V69H170ZM177 70H178V69H177ZM177 70H176V71H177ZM181 70H182V69H181ZM183 70H184V69H183ZM191 70H193V69H191ZM194 70H195V69H194ZM208 70H209V69L207 68V71H208ZM220 70H219V71H220ZM225 70H226V69H225ZM233 70H232V71H233ZM49 71H50V70H49ZM49 71H48V72H49ZM84 71H85V70H84ZM84 71H83L82 73H84ZM89 71H90V70H89ZM110 71H111V70H110ZM135 71H136V70H135ZM140 71H141V70H140ZM142 71H143V70H142ZM156 71H157V70H156ZM174 71H175V70H174ZM174 71H173V72H174ZM184 71H186V70H184ZM196 71H197V70H196ZM204 71H203V72H204ZM207 71H206V72H207ZM209 71L212 72L213 69H211V70H209ZM209 71H208V72H209ZM214 71H215V70H214ZM214 71H213V72H214ZM227 71H229V69L226 70V71H224V73H225V72L227 73ZM230 71H231V70H230ZM230 71H229V72H230ZM245 71H246V70H244V72H245ZM79 72H80V71H79ZM108 72H109V71H108ZM108 72H106V73H108ZM126 72H127V71H126ZM128 72H129V71H128ZM136 72H137V71H136ZM136 72H135V73H136ZM147 72H145L147 75L144 73L145 75H143V76H144V77L146 76V77L148 78V76H150L151 74L148 75ZM159 72H161V71H159ZM164 72H165V71H164ZM171 72H172V71H171ZM186 72H188V71H186ZM206 72H205V73H206ZM211 72H209V73H211ZM229 72H228V73H229ZM237 72H238V71H237ZM21 73H22V72H21ZM102 73H103V71H102ZM166 73H167V72H166ZM169 73H170V72H169ZM182 73H184V72L182 71ZM188 73H189V72H188ZM191 73H192V72H191ZM199 73H200V72H199ZM201 73H202V72H201ZM201 73H200V75H202ZM230 73H231V72H230ZM262 73H264V72H262ZM23 74H24V73H23ZM44 74H45V73H44ZM75 74H76V73H75ZM89 74H92V75H93L92 72L89 73ZM103 74H104V76H105V71H104ZM103 74H102V75H103ZM110 74H111V72H110ZM110 74H109V76H110ZM113 74H112V75H113ZM133 74H134V73H133ZM162 74H163V73H162ZM164 74H165V73H164ZM171 74H172V73H171ZM174 74H176V73L174 72ZM178 74H181V73H178ZM184 74H185V73H184ZM186 74H187V73H186ZM196 74H197V73H196ZM203 74H204V73H203ZM213 74H214V73H213ZM222 74H223V71H222ZM222 74H221V75H222ZM231 74H232V73H231ZM233 74H234V72H233ZM235 74H236V72H235ZM45 75H46V74H45ZM47 75H48V74H47ZM77 75H78V73H77ZM81 75H82V74H81ZM81 75H80V76H81ZM85 75H87V74H85ZM92 75H89V76H92ZM95 75H94V76H95ZM102 75H101V76H102ZM107 75H108V74H106V76H107ZM129 75H130V74H129ZM153 75H154V74H153ZM156 75H157V74H156ZM158 75H160V74H158ZM158 75H157L156 77H158ZM190 75H191V74H190ZM223 75H224V74H223ZM228 75H230V74H228ZM263 75H264V74H261V76H263ZM38 76H39V75H38ZM43 76H44V75H43ZM49 76H50V75H49ZM71 76H72V75H71ZM75 76H76V75H75ZM89 76H88V75L85 76V80H82L79 76H78L79 78H78L77 76H76V77L73 76V77H74V79H73L74 81L72 80V78H70L72 81H68V82H67V80H66V82H65L66 85L64 84L65 86H62V88L65 87V90H68V92H69V91L72 92V91L74 90V88H78V86H79V88H80V92H81L82 90H84V93H85V90H86L88 87H89V89H91L90 87H92V83H93V82L95 83L96 80H98V82H99V79H100V81H102L101 78L103 79V77H104V76H103V77H101V78H97V79L95 78L96 80H93L92 77H94V76H92V77H91V78H92L91 81H93V82L90 83L91 81L89 82V80H90L91 78H89ZM165 76L167 77V75H165ZM206 76H208V74H207V75L205 74L204 78H205ZM216 76H217V77H218V76H219V77H222V76H220L219 73H218V75H216ZM230 76H231V75H230ZM230 76H229V78H230ZM232 76H233V75H232ZM236 76H237V74H236ZM15 77H16V76H15ZM18 77H19V76H18ZM81 77L84 78V75H82ZM86 77L88 78V80L86 79ZM99 77H100V75H99ZM112 77H113V76H112ZM130 77H131V76H130ZM144 77H143V78H144ZM146 77H145V80L148 81ZM161 77H162V75H161ZM161 77H159V78H161ZM166 77H164V78L166 79ZM184 77H185V76H184ZM209 77H210V76H209ZM211 77H213V75H212ZM219 77H218V78H219ZM224 77H227V75H226V76L224 75ZM241 77H242V76H241ZM247 77H248V76H247ZM251 77H252V75H251ZM254 77H255V76H254ZM256 77H258V75H256ZM259 77H260V76H259ZM263 77H264V76H263ZM36 78H37V77H36ZM140 78H141V77H140ZM140 78H139L138 80H140ZM172 78H174L173 75H172ZM175 78H177V77H175ZM178 78H180V77H178ZM178 78H177V79H178ZM218 78H216V80H217ZM229 78H228V79H229ZM234 78H235V77H234ZM234 78L229 79V80H230V81H231V80L234 81ZM236 78H237V77H236ZM252 78H253V77H252ZM260 78H261V77H260ZM20 79H21V78H20ZM42 79H43V78H42ZM65 79H66V78H65ZM70 79H68V80H70ZM106 79H108V78H106ZM129 79H130V78H129ZM151 79H152V78H151ZM155 79H156V78H155ZM162 79H163V77H162ZM168 79H170V78H168ZM177 79H175L176 82H177ZM181 79H183V78H181ZM208 79H211V78H208ZM224 79L226 80V78H223V80H224ZM228 79H227V80H228ZM237 79H238V78H237ZM256 79H258V78H256ZM262 79H263V78H262ZM24 80H25V79H24ZM39 80H41V79H39ZM46 80H47V79H45V81H46ZM109 80H110V79H109ZM109 80H108V81H109ZM113 80H114V79H113ZM130 80H131V79H130ZM142 80H144V79H141V82H142ZM145 80H144V81H145ZM160 80H161V79H160ZM170 80H172V79H170ZM185 80H186V77H185ZM188 80H189V79H188ZM211 80H212V79H211ZM229 80H228V83H229ZM235 80H236V79H235ZM244 80H245V79H244ZM35 81H37V80H35ZM48 81H49V80H48ZM61 81H62V80H61ZM106 81H107V80H106ZM134 81H135V79H134ZM157 81H158V80H157ZM178 81H179V80H178ZM192 81H193V80L191 79V83H192ZM207 81H208V84H209V83H210L209 80H207ZM218 81H219V80H218ZM239 81H240V80H239ZM239 81L236 80V84H238L237 86H239V83H237V82H239ZM252 81L254 82V79H253ZM22 82H23V81H22ZM63 82H64V80H63ZM128 82H130V81H128ZM148 82H151V80H149ZM152 82H153V81H152ZM152 82H151V83H152ZM161 82L163 83L162 85L164 86V85H165V84H164L165 82H163V81H161ZM169 82H170V81H169ZM180 82H181V81H180ZM193 82H194V81H193ZM196 82H197V80H196ZM196 82H194V84H196ZM200 82H203V81H200ZM200 82H198V83L200 84ZM214 82L216 83L215 86H216V85L218 86V84H217L218 82H216L215 80H214ZM214 82H212L213 85H214ZM240 82H241V81H240ZM253 82H251L252 85H253ZM258 82H259V81H258ZM258 82H256V83H258ZM36 83H38V82H36ZM39 83H42V82H39ZM99 83H101V82H99ZM102 83H103V82H102ZM134 83H135V82H134ZM138 83H139V82H138ZM144 83H147V82H143V84H144ZM182 83H183V82H182ZM185 83H186V81L184 82V84H185ZM189 83H190V82H189ZM189 83H188V84H189ZM191 83H190V84H191ZM212 83H210V84H212ZM226 83H227V82H226ZM226 83H225V84H226ZM228 83H227V84H228ZM232 83L235 84V82H232ZM232 83H230V84H232ZM249 83H250V82H249ZM44 84H45V83H44ZM61 84H62V83H61ZM97 84H98V83H97ZM97 84L95 83V84H93V85L96 86ZM104 84H105V83H104ZM110 84H111V83H110ZM112 84H113V83H112ZM130 84L132 85L131 82H130ZM140 84H141V83H140ZM152 84H153V83H152ZM158 84L160 85V82H159ZM158 84H157V85H158ZM167 84H168V83H167ZM170 84H171V82H170ZM170 84H169V85H170ZM173 84H175V83H173ZM194 84L192 83L191 85H187V87L193 86V87H191L190 89L186 88V84H185V88H183V87H184V85H183V86L181 87V88L184 90L183 93H181V92L179 91L180 89L178 88V91H179L180 94H181V95H178V96H179V97L182 96V99L180 100V103H182V102L184 101V99L186 98V96L189 95V93L192 91V90H191L192 88H194V87L196 88L197 84H196L195 86H194ZM227 84H226V85H227ZM230 84H229V85H230ZM243 84H244V83H243ZM243 84H242V85H243ZM21 85H22V83H21ZM25 85H26V84H25ZM30 85H31V84H30ZM37 85H38V84H37ZM108 85H109V84H108ZM115 85H116V84H115ZM128 85H129V84H128ZM146 85L148 86L149 84H146ZM150 85H151V84H150ZM154 85H155V84H154ZM157 85H156V88H157ZM229 85H227V86H229ZM232 85H233V84H232ZM232 85H231V86H232ZM244 85H246V84H244ZM252 85L250 84V86H252ZM32 86H33V84H32ZM39 86H40V84H39ZM75 86H76V87H75ZM98 86H99V84H98ZM98 86H96V87H98ZM102 86H103V84H102ZM163 86H162V87H163ZM166 86H167V85H165V88H167ZM177 86H179V85H177ZM198 86H199V85H198ZM200 86H201V85H200ZM202 86H204V85H202ZM207 86H208V85H207ZM231 86H230V87H231ZM235 86H236V85H234V88H235ZM248 86H249V85H248ZM248 86L246 85V87H244L243 89L247 88ZM261 86H263L262 89H264V84L261 85ZM19 87H20V86H19ZM26 87H27V86H26ZM34 87H35V85H34ZM34 87H32L31 90H32ZM42 87H43V86H42ZM93 87H94V86H93ZM100 87H101V86H100ZM129 87H130V85H129ZM139 87H141V86H139V85L137 86V85H136L135 89H134V87H133V89L136 90V91H138ZM142 87H143V86H142ZM142 87H141V88H142ZM154 87H155V86H154ZM169 87H170V86H169ZM179 87H180V86H179ZM208 87H209V86H208ZM241 87H242V86H241ZM6 88L8 89L9 87H6ZM29 88H30V87H29ZM40 88H41V86H40ZM48 88H49V89H46V88L43 89V90L46 89L47 91L49 90L48 92L45 91V92H47V95H43V98L45 97L43 101H45L46 98H49V97H50V98H51V97H52V98H55L54 95H56V96L58 95L57 92H56V90H55L54 88H52V87H48ZM58 88H59V90L61 89L60 86H59ZM81 88H82V89H81ZM113 88H114V87H113ZM113 88H112V89H113ZM143 88H144V87H143ZM156 88H155V89H156ZM170 88H171V87H170ZM173 88H174V87H172L171 90H172ZM205 88H206V87H205ZM213 88H214V87H213ZM213 88L211 87L210 90L212 91ZM215 88H216V87H215ZM215 88H214V90H215ZM227 88H228V87H226V91H227ZM237 88H238V87H237ZM239 88H240V87H239ZM239 88H238V89H239ZM250 88H251V87H250ZM250 88H249V90H250ZM260 88H261V87H260ZM10 89H11V88H10ZM17 89H19V88H17ZM35 89H36V87H35ZM37 89H38V88H37ZM89 89H88V91H89ZM98 89H99V88H98ZM98 89H97V90H98ZM101 89H103V87H102ZM101 89H100V90H101ZM104 89H105V88H104ZM104 89H103V91H104ZM110 89H111V88H110ZM133 89H130V91L133 90ZM146 89H147V88H146ZM155 89H154V91H155ZM163 89H164V88H163ZM201 89H202V88L199 87V89H197V90H200V92L204 90V88H203V90H201ZM206 89H207V88H206ZM206 89H205V90H206ZM217 89H218V87H217ZM217 89H216V90H217ZM228 89H229V88H228ZM232 89H233V88H232ZM241 89H242V88H241ZM241 89H239V90H241ZM252 89H254V87H253ZM255 89H257V88H255ZM13 90H14V89H13ZM19 90H20V89H19ZM29 90H30V89H29ZM33 90H34V89H33ZM61 90H62V89H61ZM61 90H60V92H61ZM75 90H76V89H75ZM77 90H78V89H77ZM144 90H145V88H144ZM149 90H150V89H149ZM157 90L161 91L162 88H161V90H160L159 88H158ZM165 90L167 91V89H164V91H165ZM169 90H170V89H169ZM171 90H170V93H173V92H175V91L177 90V88H176L175 90L173 89V90H172L173 92H172ZM195 90H196V89H195ZM210 90L207 89L206 91L209 92ZM216 90H215V92L213 91V92L215 93V95H216V93H218L217 95H220V94H219V91L217 90L218 92H216ZM21 91H22V89H21ZM63 91H64V90H63ZM63 91H62V93H65V92H63ZM78 91H79V90H78ZM93 91H94V90H93ZM93 91H92V93H94ZM130 91H129V92H130ZM145 91H146V90H145ZM150 91H151V90H150ZM159 91H157V92L159 93ZM178 91H176V92H178ZM206 91H203V92L206 93ZM211 91H210V92H211ZM254 91H255V90H254ZM257 91H258V89H257ZM2 92H3V91H2ZM17 92H18V91H17ZM30 92H32V91H30ZM60 92H59V93H60ZM75 92H76V91H75ZM75 92H74V93H75ZM86 92H87V91H86ZM96 92H98V91H96ZM96 92H95V93H96ZM101 92H102V90H101ZM109 92H110V91H109ZM131 92H132V94H133V91H131ZM131 92H130V95H131ZM139 92H140V91H139ZM148 92H149V91H148ZM151 92H152V91H151ZM155 92H156V91H155ZM176 92H175V93H176ZM192 92H193L194 94H196L194 91H192ZM192 92H191V93H192ZM213 92H212V93H213ZM230 92H232V90L229 91V95L227 94L228 91H227L226 94H227L228 96H231V95H230ZM242 92H244V90H242L241 93H242ZM246 92H247V91H246ZM246 92H245L244 94H245V95H248L247 97H250V96H251V95L249 96V94L256 93V91H255V92H252V93H251V91H250V93L248 92L249 94L246 93ZM35 93H36V92H35ZM38 93H39V91H38ZM55 93H56V94H55ZM62 93H61V94H62ZM92 93L88 92V93H86V94L92 96V95H94V94H92ZM99 93H100V91H99ZM126 93H127V92H126ZM126 93H125V94H126ZM158 93H157V94H158ZM160 93H161V92H160ZM160 93H159V94H160ZM163 93H164V92H163ZM191 93H190V94H191ZM197 93H199V92H197ZM205 93H204V94H205ZM212 93H211V94H212ZM214 93H213V95H214ZM232 93H233V92H232ZM241 93H239V94H241ZM26 94H28V93H26ZM41 94H42V93H41ZM44 94H45V93H44ZM61 94H60V97L62 98ZM65 94H66V93H65ZM75 94H76V93H75ZM77 94H78V92H77ZM91 94H92V95H91ZM123 94H124V93H123ZM127 94H129V93H127ZM136 94H137V93H136ZM141 94H142V93H141ZM177 94H179V93H177ZM177 94H176V95H177ZM194 94H192V96H193ZM200 94H201V93H200ZM200 94H199V95H200ZM204 94L202 93V95H200V96H203ZM209 94H210V93H208V95H209ZM226 94H225V95H226ZM244 94L242 93L241 95L244 96ZM32 95H33V94H32ZM39 95H40V93H39ZM66 95H67V94H66ZM96 95H97V94H96ZM155 95H156V94H155ZM165 95H166V94H165ZM168 95H169V96L172 95V97H173V95L175 96L174 93H173V94H168ZM197 95H198V94H197ZM213 95H212V96H213ZM215 95H214L213 97H214V98L216 97L217 100H218L220 97L218 98V97L215 96ZM223 95H224V94H223ZM227 95H226V96H227ZM233 95H234V94H233ZM257 95H258V94H257ZM257 95L254 94V95H252L251 98H246V99H249V100H247V101H249V102H250V101H251V102H252V101H253V102H256L257 100H259L260 102H264V101H261V100H260V99H264V96H259V95H258V97H256ZM46 96H48V97H46ZM58 96H59V95H58ZM68 96H69V95H68ZM131 96H132V97H131ZM131 96H129V98H132V99H133V100L131 99L132 101H131L129 98H127V99H129V100L131 101V104H129V105H131V107H132V105H133V101H134V98L136 99L137 96H136V97H134V95H131ZM138 96H139V95H138ZM169 96H168V97H169ZM190 96H191V95H190ZM190 96H189V97H190ZM200 96H198V98H199ZM206 96H207V94H206ZM206 96H205V97H206ZM29 97H30V96H29ZM31 97H33V96H31ZM34 97H35V96H34ZM39 97H41V95H40ZM64 97H65V96H64ZM64 97H63V99H64ZM73 97H74V96H73ZM118 97H119V96H118ZM122 97H123V95H122ZM122 97H121V94H120V97H119V98L122 99ZM125 97H127V96H125ZM133 97H134V98H133ZM155 97H156V96H155ZM157 97H158V96H157ZM164 97H165V96H164ZM210 97H211V96H210ZM213 97H211V98H213ZM245 97H246V96H245ZM262 97H263V98H262ZM14 98H15V96H14ZM36 98H37V97H36ZM52 98L50 99L51 101L53 100ZM66 98H67V97H66ZM159 98H160V97H159ZM194 98H195V97H194ZM216 98L213 100L215 103H216V101H215ZM29 99H30V98H29ZM32 99H33V98H32ZM34 99H35V98H34ZM37 99H38V98H37ZM40 99H41V98H40ZM40 99H38V100H40ZM92 99H93V97H92ZM95 99H97V98L94 97V100H95ZM124 99H125V98H124ZM124 99H123V100H124ZM127 99H125V100H127ZM140 99H141V98H140ZM168 99H169V98H168ZM191 99H192V98H190V99H188V100H191ZM196 99H197V98H196ZM204 99H205V98H204ZM225 99H226V98H225ZM227 99H228V98H227ZM227 99H226V100H227ZM47 100H48V103H51V102L49 101V99H47ZM116 100H118V102L121 101V100L118 99V98H117ZM145 100H146V98H145ZM166 100H167V99H166ZM166 100H164V101H166ZM201 100H202V102L205 101V100H203V97L201 98ZM208 100H209V98H208ZM16 101H17V100H16ZM28 101H29V100H28ZM40 101H41V100H40ZM43 101H42L41 105H42V104L45 105V103L47 102V101H45V102H43ZM152 101H153V99H152ZM191 101H193V99H192ZM197 101H198V100H197ZM199 101H200V100H199ZM199 101H198V103H199ZM209 101H210V100H209ZM219 101H220V100H219ZM219 101H218V102H219ZM29 102H30V101H29ZM55 102H56V100H55ZM61 102H62V101H61ZM61 102H60V104H61ZM116 102H117V101H115V102L112 101V103H114L116 106H114V107H112V108L110 107L111 109H110L109 112L111 113V115H108L109 113H107L106 110H105V114L107 113V116H106V117H108L109 120H111V119L109 118V116L112 117V121H113V119H114V120H117L118 118H120V117L123 116V115H122V114H124L123 112H120L121 114H118V112L120 111V110H119L120 108H122V109H123V108H124V109H127L126 107H122V105H123L122 102H121L122 105H121L120 103H118V105H117ZM123 102H124V101H123ZM127 102H128V101H127ZM135 102L137 103V101H135ZM141 102H142V101H141ZM158 102H159V101H158ZM160 102H162V101H160ZM205 102H206V101H205ZM218 102H217V103H218ZM253 102H252V104H253ZM257 102H258V101H257ZM260 102H259V103H260ZM16 103H17V102H16ZM30 103H31V102H30ZM39 103H40V102H39ZM48 103H47V106L49 105ZM125 103H126V102H125ZM125 103H124V104H125ZM145 103H146V102H145ZM154 103H155V101H154ZM163 103H164V102H162V104H163ZM166 103H167V104H164L163 107L161 106V104H158V105H160V106L162 107V109H161V107L157 105V107H160L159 110L163 111L164 108L168 109V108H169V100L166 101ZM196 103H197V102H196ZM198 103H197V104H198ZM207 103H209V102H207ZM210 103H211V101H210ZM210 103H209V104H210ZM215 103H214V104H215ZM244 103H245V102H244ZM259 103H258L257 105H261V104H259ZM14 104H15V103H14ZM114 104H112V105L109 104L108 106H113ZM127 104H128V103H127ZM151 104H152V103H151ZM151 104H150V105H151ZM184 104L186 105L187 103H184ZM184 104H183V105H184ZM191 104H193V103H191ZM200 104H202V106H203L204 103H200ZM205 104H206V103H205ZM205 104H204V106H203L204 108H206V107H205ZM219 104H220V102L217 104V107L220 106ZM246 104H247V103H246ZM246 104H245V105H246ZM252 104H251V105H252ZM262 104H263V103H262ZM27 105H30V104H27ZM41 105H40V106H41ZM43 105H42V107H43ZM134 105H136V104L134 103ZM153 105H154V104H153ZM153 105H152V106H153ZM155 105H156V104H155ZM198 105H199V104H198ZM207 105H208V104H207ZM207 105H206V106H207ZM212 105H213V104H212ZM212 105H211V106H212ZM215 105H216V104H215ZM263 105H264V104H263ZM24 106H25V104H24ZM30 106H31V105H30ZM36 106H38V107H36ZM36 106H33L34 109H35V107L38 108V109L40 108L39 105H36ZM47 106L45 105V107H47ZM51 106H53V105L50 104V107H51ZM57 106H60V105H57ZM125 106H127V105L125 104ZM136 106H137V105H136ZM143 106H144V105H143ZM152 106H151V107H152ZM174 106H175V105H174ZM188 106H191V105H189V103H188ZM196 106H197V105H196ZM209 106H210V105H209ZM209 106H207V108H208ZM13 107H14V106H13ZM48 107H49V106H48ZM48 107H47V110L49 109ZM61 107H62V105H61ZM129 107H130V106H128V108H129ZM147 107H148V106H147ZM149 107H150V106H149ZM149 107H148V108H149ZM153 107H154V106H153ZM183 107H184V106H183ZM186 107H187V105H186ZM194 107H195V106H194ZM197 107H198V106H197ZM15 108H16V106H15ZM15 108H13V109H15ZM43 108H44V107H43ZM43 108H42V110H35V111H36V112L38 111V113H40L39 111H42V112H43V111H44ZM52 108H53V107H52ZM143 108H145V107H143ZM187 108H188V107H187ZM190 108L193 109V107H190ZM190 108H189V109H190ZM195 108H196V107H195ZM200 108H202L201 105H200L199 108H196V109H200ZM207 108H206V109H207ZM215 108H216V106H215ZM256 108H259V106L256 107ZM260 108H261V107H260ZM31 109H32V107H31ZM45 109H46V108H45ZM55 109H56V108H55ZM59 109H60V107L58 108V110H59ZM130 109H131V108H130ZM150 109L153 110V111H156V110H157L156 113H154V112L152 111L154 114L152 113L151 116H153V117H155V118H159L160 116H162V112L159 111L158 109H154V108H150ZM189 109H188V110H189ZM196 109H195V111H197ZM206 109H205V110H206ZM16 110H17V108H16ZM22 110H23V109H22ZM127 110H128V109H127ZM140 110H141V109H140ZM151 110H149V111H151ZM181 110H182V108H181ZM184 110H185V109H184ZM188 110H186V111H188ZM255 110H256V109H255ZM257 110H258V112H259V109H257ZM257 110H256V111H257ZM33 111H34V110H33ZM48 111H50V113L48 112L49 114H51V113L53 112L51 109L48 110ZM51 111H52V112H51ZM62 111H63V109H62ZM107 111H108V110H107ZM125 111H126V110H124V112H125ZM135 111H136V110H135ZM198 111L202 112L201 109L198 110ZM207 111H208V110H207ZM207 111H206V112H207ZM256 111H254V112H256ZM260 111L263 112L264 110L262 111V109H260ZM12 112H14V110H13ZM20 112H21V111H20ZM26 112H28V111H26ZM30 112H31V111H30ZM36 112H35V114H37ZM42 112H41V113H42ZM60 112H61V109H60ZM142 112H143V111H142ZM163 112H164V111H163ZM166 112H167V111H166ZM184 112H185V111H184ZM189 112H190V110H189ZM192 112L194 113V111H192ZM252 112H253V110H252ZM254 112H253V113H254ZM261 112H259V113H261ZM14 113H15V112H14ZM33 113H34V112H31V113H30V114H32V115H31L30 121H28V122H29L28 124H30V122L32 123V121H33V125H34V120L32 119V116H34ZM58 113H59V111H58ZM145 113H147L146 110H145ZM150 113H151V112H150ZM179 113H181V112L179 111ZM203 113H204V112H203ZM210 113H211V112H210ZM210 113H208V114H210ZM249 113H250V112H249ZM256 113H257V112H256ZM26 114H27V113H26ZM26 114H25V115H26ZM44 114H45V112L42 113V114H40L41 116L37 114V116H39V117H38L39 119L37 118L36 115L34 116V117L36 118L35 120H39V121H37L38 123H36L37 126L39 125L38 127H35L36 129H34V127L32 126V124H31V127H29V128H32V127H33L32 130H34V131H36V130L39 131L38 129H40L39 127H41V123H42V124H45V123H43V121H45V120L49 121L48 119L51 118V117H53V116H50V115L48 114V115H49V118H46L47 114H46V115H44ZM54 114H55V113H54ZM117 114H118V116H117ZM125 114H126V115H127V114L129 115L128 112H126ZM142 114H143V113H142ZM148 114H149V112H148ZM186 114H187V112H186ZM186 114H184V115H186ZM198 114H199V112H197V115H198ZM250 114H251V113H250ZM261 114H262V113H261ZM19 115H20V114H19ZM28 115H29V114H28ZM52 115H53V113H52ZM57 115H58V114H57ZM119 115H121V116L119 117ZM167 115H168V113L165 114V116H167ZM189 115H190V113H189ZM195 115H196V114H195ZM206 115H207V114H206ZM210 115H211V114H210ZM0 116H1V115H0ZM20 116H21V115H20ZM63 116H64V115H63ZM104 116H105V115H104ZM116 116H117V117H116ZM143 116H144V115H143ZM148 116H150V115H148ZM181 116H182V114H181ZM192 116H193V114H192ZM192 116L190 115V117H192ZM200 116H204V114H203V115H200ZM208 116H209V115H207V117H208ZM263 116H264V113H263ZM6 117H7V116H6ZM24 117H25V116H24ZM29 117H30V115H29ZM29 117H28V119H29ZM47 117H48V116H47ZM55 117H56V114H55ZM106 117H104V119H105ZM146 117H147V116H146ZM182 117H183V116H182ZM185 117H186V116H185ZM188 117H189V116H188ZM190 117H189V120H190V119H193V118H190ZM205 117H206V116H205ZM211 117H212V115H211ZM251 117H252V116H251ZM251 117H250V118H251ZM259 117H260V116H259ZM58 118H59V116H58ZM100 118H101V117H100ZM115 118H117V119H115ZM195 118H196V116H195ZM195 118H194V119H195ZM201 118H202V117H201ZM248 118H249V117H248ZM255 118H256V117H255ZM255 118H254V120H255ZM257 118H258V117H257ZM6 119L8 120V118H6ZM26 119H27V118H26ZM31 119H32V120H31ZM51 119H52V118H51ZM51 119H50V120H51ZM60 119H61V118H60ZM159 119H162V120L164 121L163 118H159ZM184 119H186V118H184ZM187 119H188V118H187ZM187 119H186V120H187ZM211 119H212V118H211ZM211 119H210V120H211ZM245 119H246V118H245ZM258 119H259V118H258ZM4 120H5V119H4ZM16 120H17V119H16ZM63 120H64V119H63ZM66 120H67V119H66ZM102 120H103V118L99 121V124L97 125L99 128H101V125L104 123V122H103L104 120H103V121H102ZM195 120H196V119H195ZM197 120H198V119H197ZM203 120H204V119H203ZM205 120H207V119H205ZM208 120H209V119H208ZM208 120H207V121H208ZM248 120H249V119H248ZM254 120H253V121H254ZM5 121H6V120H5ZM10 121H11V120H10ZM22 121H23V120H22ZM52 121H53V120H51V122H52ZM58 121H59V120H58ZM58 121H57V122H58ZM61 121H62V120H61ZM160 121H161V120H160ZM191 121H192V120H191ZM199 121H200V120H199ZM246 121H247V120H246ZM251 121H252V120H251ZM251 121H250V122H251ZM13 122H14V121H13ZM25 122H26V121H25ZM45 122H46V121H45ZM64 122H65V121H64ZM193 122H194V121H193ZM208 122L210 123L211 121H208ZM247 122H248V121H247ZM255 122H256V121H255ZM48 123H49V122H48ZM65 123H66V124L63 126L64 128L61 129V130H62V131L64 130L65 132H66V130H69V131H70L69 128L71 127V125H73V123H72V114L68 117V120H67V122H65ZM107 123H108V122H107ZM110 123H111V122H110ZM189 123H190V122H189ZM201 123H202V122H201ZM248 123H249V122H248ZM251 123H252V122H251ZM20 124H21V123H20ZM26 124H27V123H26ZM57 124H58V123H57ZM57 124H56V125H57ZM193 124H194V123H193ZM193 124L190 123V125H193ZM198 124H199V123H198ZM49 125H50V124H49ZM59 125H60V124H59ZM194 125H195V124H194ZM194 125H193V126H194ZM250 125H252V124H250ZM13 126H14V125H12V126H8V127H6V128H9V127L12 128ZM15 126H17V125L15 124ZM26 126L28 127V126H30V125H26ZM26 126H25V127H26ZM34 126H36V125H34ZM44 126H45V125H44ZM97 126H96V127H97ZM103 126H104V125H103ZM187 126H189V125L187 124ZM255 126H256V123H255ZM42 127H43V126H42ZM96 127L93 128V129H96ZM244 127H245V126H244ZM6 128H5V131H6ZM11 128H9V131H10ZM13 128H14V130H15V127H13ZM17 128H18V126H17ZM19 128H20V127H19ZM45 128H46V127H45ZM59 128H60V126H59ZM99 128H98V129H99ZM183 128H185V127H183ZM188 128H189V127L185 128V130H183V129L181 130V128H180V130L177 129L178 131L176 130V132H174L170 137H160V136H156V135H155V136H156V139H158V137H159V138H162V139H165V142L167 141V138H169V139L171 138V139H174V141H178L181 137H183L182 139H184L185 136L187 137V130H188ZM197 128H198V127H197ZM204 128H205V127H204ZM254 128H255V127H254ZM254 128H253V129H254ZM49 129H51V128H49ZM190 129H191V127H190ZM194 129H195V127H194ZM194 129H191V130L193 131ZM199 129H200V128H199ZM245 129H246V128H245ZM16 130H17V129H16ZM26 130H27V129H26ZM42 130H43V133H44V131H45L44 127H43ZM42 130H41V132H42ZM56 130H57V129H56ZM59 130H60V129H59ZM197 130H198V129H197ZM17 131H18V130H17ZM27 131H28V130H27ZM27 131H26V132H27ZM34 131H33V132H34ZM53 131H55V130H53ZM64 131H63V132H64ZM100 131H101V130H100ZM192 131H190V132H192ZM202 131H203V128H202ZM249 131H250V130H249ZM249 131H248V132H249ZM11 132H12V131H11ZM11 132H10V133H11ZM39 132H40V131H39ZM39 132H36V133L39 134ZM48 132H49V131H48ZM50 132H51V131H50ZM55 132H56V131H55ZM57 132H59V131L57 130ZM63 132H62V133H63ZM65 132H64V133H65ZM67 132H68V131H67ZM67 132H66V133H67ZM88 132H89V131H88ZM88 132H87V133H88ZM157 132H158V131H157ZM157 132H155V134H157ZM194 132H195V131H194ZM194 132H193V133H194ZM196 132H197V131H196ZM13 133H14V131H13ZM28 133L30 134V133H32V131L29 130ZM43 133H40V134L42 135V137L40 138V140H37V141H39L38 144H41V146H45V147H47L46 150H44V151H45L44 155H45L46 152H48V151H50V153L53 152V151H51L52 144H53V146H54L56 143L54 144V141L52 142L51 140H50V141L48 140L49 142L46 143V141L44 140V137H45V136H43V135H44ZM62 133H61V134H62ZM64 133H63V134H64ZM68 133H69V132H68ZM68 133H67V135H68ZM91 133H92V131H91ZM158 133H159V132H158ZM5 134H6V132H5ZM7 134H9L8 130H7ZM15 134H16V133H15ZM49 134H50V133H49ZM51 134H52V133H51ZM69 134H70V133H69ZM88 134H89V133H88ZM88 134H86V136H87ZM152 134H153V133H152ZM152 134H151V136H153ZM190 134H192V133H190ZM32 135H33V134H32ZM41 135H39V136H41ZM45 135H47V134H45ZM64 135L67 136L66 134H64ZM70 135H71V137H70ZM70 135H69V137H70V139L72 140L71 143L73 142L72 144H73L74 146L71 145V144H69V143L66 144V146H69V145H70L71 148H72V146H73V149H74V147L78 144V143H77V144L75 143V141L77 140V139H76L77 137H76L74 134H73V136H72V134H70ZM96 135H97V134H96ZM136 135H138V134H135V135H134L135 137H132V136H133V135H132V136H127V137H124V138H121V139H120V137H121V136H120V137L116 138V141L118 140L117 142H115V140H113L114 142H110L111 140H110V141L107 140V142L104 141L101 145L99 144V143H101V142H99L100 140H99V141L97 140V137H98L99 135H98V136L93 135L94 137L91 135L93 138L96 137V138H95V139H96L95 143L98 142V144H99L98 147H96V148L94 149L93 147L90 146L93 150H91V151H89V152H87V153H86V151L81 150L83 153L85 152L86 155H85V153H84V154H81V156H82V155H83V156L85 155L84 157L78 159V158H79V156H78L77 158H75L76 163H74L75 160H73L72 164H73V163H74V164H73V166L71 165L72 168L70 169L69 167H67V168L70 169V171H69V173H68V171H67V172H66V176H64V177H61V178H59V176L57 177L58 174H56V170H55V168H54L55 166L53 167L54 169L52 168V170L55 171V172L51 171L47 177L45 176L46 178H44V179H42L43 176H42L41 174L43 173V171H41L42 173L40 172V174H39L40 177L42 176L41 178L37 177V175H36L37 179H39V183H40V184L38 183L39 186L41 185V181H42V184H44V187H43V188L48 189L49 191H50V189H51V191L57 193V192L61 191V188L63 189V191H64V190H68V188L71 186V185H69V184H71V183L68 184L69 186L67 187V189L65 188V186H66V182L68 183V182L70 181L71 178H72L71 181L75 182L76 180H78L76 177H79V179H81V178H80V175H81L82 173L84 174L85 171H86V172H92L93 169H94L93 171H98L99 169L97 168V169H98V170H97L96 167H97V166L99 167L100 162H101V161H105V159H107V158H111L112 155L115 154L117 151L119 152L120 150H123V151H126V150H127L128 152L132 153V151L140 150V149L142 148V149H146V151H150V152L152 153V151L155 149V148L153 149V146H152V145H153L152 143H153V139H154V138L151 137V136H149V135H143V136H141V135L136 136ZM158 135H160V134H158ZM188 135H189V131H188ZM197 135H198V134H197ZM197 135H196V136H197ZM19 136H20V135H19ZM29 136H30V135H29ZM89 136H90V135H89ZM89 136H87V138H88ZM155 136H154V137H155ZM193 136H194V135H193ZM3 137H4V136H3ZM3 137H2V138H3ZM13 137H14V136H13ZM56 137H57V136H56ZM62 137H63V135H62ZM186 137H185V139L188 138V137H187V138H186ZM204 137H205V136H204ZM11 138H12V136H11ZM46 138H48V137L46 136ZM63 138H64V137H63ZM87 138H86V139H87ZM90 138H91V137H90ZM176 138H177V139L179 138V139H178V140H175ZM190 138H192V137L190 136ZM200 138H201V136H200ZM0 139H1V138H0ZM51 139L53 140L52 136H51ZM60 139H61V140H60ZM95 139H93V140H91V141L93 142ZM195 139H197V138H195ZM202 139H203V137H202ZM1 140H2V139H1ZM28 140H29V139H28ZM33 140H34V139H33ZM35 140H36V139H35ZM54 140H55V135H54ZM59 140H60V141H59ZM158 140H159V139H158ZM192 140H193V139H192ZM203 140H204V139H203ZM203 140H202V142H203ZM10 141H11V140H10ZM15 141H16V140H15ZM61 141H63V139L61 138V135H60V136L55 140V142H57V144H58V142L60 143ZM163 141H164V140H163ZM163 141L160 140L159 142L161 143V142H163ZM168 141H169V140H168ZM171 141H173V140H170V144H169L170 146L173 145V143H172V145H171ZM185 141H186V140H185ZM216 141H217V140H216ZM218 141H219V140H218ZM1 142H2V141H1ZM1 142H0V143H1ZM6 142H7V138H6ZM20 142H21V141H20ZM30 142H31V141H30ZM68 142H70V141L68 140ZM159 142H158V143H159ZM180 142H182V141H179V143H180ZM186 142H187V141H186ZM186 142H185V143H186ZM197 142H198V141H197ZM197 142H196V144H197ZM200 142H201V140L198 142V145H196V144L194 145V144H193L194 146H197V147H195V149H194L192 146H191V148L194 149V151L196 150V148H199V149L202 148V149H204V147H203L204 144H203V146H202V144H199ZM3 143H5V142H3ZM15 143H16V142H15ZM176 143H177V142H176ZM185 143H184V144H185ZM192 143H194V142L192 141ZM214 143H215V142H214ZM19 144H20V143H19ZM30 144H32V143H30ZM57 144H56V145H57ZM64 144H65V143H64ZM75 144H76V145H75ZM98 144L96 143V145H98ZM167 144H168V143H167ZM211 144H212V143H211ZM8 145H9V144H8ZM16 145H17V144H16ZM56 145H55V146H56ZM92 145H93V144H92ZM169 145H168V146H169ZM174 145H177V144H175V142H174ZM181 145H182V144H181ZM181 145H179V149H180V146H181ZM214 145H215V144H214ZM217 145H218V144H217ZM217 145H216V146H217ZM10 146H11V144H10ZM13 146H14V145H13ZM29 146H30V145H29ZM31 146H32V145H31ZM34 146H35V145H34ZM36 146H37V143H36ZM62 146H63V145H62ZM66 146L61 147V150H63L64 148H66ZM70 146H69V148H70ZM177 146H178V145H177ZM182 146H183V145H182ZM186 146H187V145H185V147H186ZM209 146H210V144H209ZM6 147H7V146H6ZM8 147H9V146H8ZM11 147H12V146H11ZM32 147H33V146H32ZM39 147H40V146H38L37 148H39ZM187 147H188V146H187ZM187 147H186V148H187ZM30 148H31V147H30ZM69 148L64 149L65 152H66V150H67V152H66L67 154H68V152H70V151H69ZM169 148H170V147H169ZM172 148H173V149H172L173 152H175V150H177V149L174 150L175 147H173V146H172ZM188 148H190V146H189ZM188 148H187V149H188ZM207 148H209V147L207 146ZM211 148H212V147H211ZM216 148H217V147H216ZM14 149H15V148H14ZM32 149H33V148H32ZM42 149H43V148H42ZM52 149H53V148H52ZM157 149H158V148H157ZM187 149H186V150H187ZM202 149H201V150H202ZM38 150H39L38 153H40V151H41L40 148H39ZM61 150H60V151H61ZM84 150H85V149H84ZM182 150H184V149H182ZM213 150H214V149H213ZM213 150H212V152H211L210 150H208V151H210V152H208V153H209L208 156H209L211 153L213 154V152H215V151H213ZM29 151H30V150H29ZM64 151H63V154H64ZM87 151H88V150H87ZM123 151H122V152H123ZM166 151H167V153L170 152V151H168V149H167ZM180 151H181V150H180ZM3 152H4V151H3ZM33 152H34V151H33ZM122 152L120 151L119 153H122ZM162 152H164V151H162ZM162 152H161V153H162ZM178 152H179V151H178ZM184 152H185V150H184ZM195 152H197V150H196ZM200 152H201V151H200ZM48 153H49V152H48ZM48 153L46 154V156L48 155ZM66 153H65V154H66ZM126 153H127V152H126ZM133 153H134V152H133ZM141 153H142V152H141ZM158 153H160V152H158ZM165 153H166V152H165ZM167 153H166V154H167ZM179 153H180V152H179ZM187 153H188V150H187ZM191 153H192V152L189 151V154H191ZM5 154H6V153H5ZM15 154H16V153H15ZM28 154H29V153H28ZM40 154H41V153H40ZM40 154H39V155H40ZM63 154H62V151H61V152H60V155H59V154H57V155H58L59 157H62ZM181 154H182V153H181ZM181 154H180V155H181ZM192 154H193V153H192ZM194 154H195V153H194ZM202 154H204V153H203V150H202ZM1 155H2V154H1ZM1 155H0V157H1ZM39 155H38V156H39ZM41 155H43V154H41ZM78 155H80V154H78ZM129 155H131V154H129ZM142 155H143V154H142ZM148 155H149V154H148ZM158 155H159V154H158ZM160 155H161V154H160ZM174 155H175V157L178 156V155H176L175 153H173V156H174ZM180 155H179V156H180ZM4 156H5V155H4ZM4 156H3V157H4ZM8 156H9V155H8ZM17 156H18V155H17ZM36 156H37V155H36ZM36 156H35V157H36ZM38 156H37L36 158H38ZM49 156H50V155H49ZM49 156H48V157H49ZM125 156H127V155H125ZM145 156H146V155H145ZM154 156H155V155H154ZM154 156H153V157H154ZM168 156H169V155H168ZM181 156H182V155H181ZM183 156H185V155L183 154ZM183 156H182V157H183ZM193 156H194V155H192V157H193ZM202 156H203V155H201V157H202ZM208 156H206V154H204V157H202V159L205 158V157H208ZM10 157H11V156H10ZM20 157H21V156H20ZM26 157H27V155H26ZM121 157H122V156H121ZM128 157H130V156H128ZM134 157H135V155H134ZM160 157H161V156H160ZM163 157H164V156H163ZM169 157H170V156H169ZM171 157H172V156H171ZM189 157H190V156H189ZM189 157H188V158H189ZM192 157H191V158H192ZM195 157H196V156H195ZM209 157H211V160H212V159L214 160V158H212V155L209 156ZM8 158H9V157H8ZM12 158H14V157L12 156ZM16 158H17V157H16ZM36 158L34 159V157H33V161H31V160H32V159H31V155L29 156V159L27 158L28 160L31 159L30 161H31L32 163L29 162V163H31V164H30V165H31L30 167H32V166L35 164V165L32 167V168H35V171L38 170V168H39L38 164L40 165V163H41V161H42V159H39V158H38V159L40 160V163H38L39 160L35 162V160H37ZM132 158H133V156H132ZM164 158H166V156H165ZM183 158H185V157H183ZM183 158H181V157H177V158H175V159H176L175 162L172 160L173 163H172L171 161H168L169 166H166L167 168L165 167V165H163V166L166 168L165 170L163 169L164 167L162 166V167H163V168H162V169H163V172H164V171H165V172H166V171H170V170H172V169H174V172H177V171H175L176 166L178 165V163L180 164V162H179L180 159H181V162H182ZM196 158H197V157H196ZM196 158H195V160L197 161L198 159H196ZM198 158H200V157H198ZM18 159H19V158H18ZM23 159H25V157H24ZM115 159H116V158H115ZM143 159H144V158H143ZM143 159H142V160H143ZM169 159H171V158H169ZM172 159H173V157H172ZM175 159H174V160H175ZM200 159H201V158H200ZM3 160H4V159H3ZM19 160H20V159H19ZM43 160H45L44 157H43ZM77 160H78V161H77ZM133 160H135V159L133 158ZM145 160H146V159H145ZM167 160H168V159H167ZM178 160H179V161H178ZM189 160H190V159H189ZM189 160H188V161H189ZM213 160H212V161H213ZM23 161H24V160H23ZM23 161H22V162H23ZM25 161H27V160H25ZM25 161H24V163H25ZM154 161H155V160H154ZM160 161H162V159H161ZM177 161H178V163H177ZM183 161H184V160H183ZM185 161H186V160H185ZM188 161H186V162H188ZM191 161H192V160H191ZM191 161H190V162H191ZM196 161H195V162H196ZM206 161H207V164H206V165L211 166V165L213 164L212 162H210V158H209V160H205L204 162H206ZM208 161L211 163V165L208 164V163H209ZM3 162H5V161H3ZM114 162H115V161H114ZM127 162H128V161H127ZM166 162H167V161H166ZM166 162H165V163H166ZM170 162H171V163H170ZM186 162H185V163H186ZM198 162H199V161H198ZM202 162H203V161H202ZM202 162H201L200 165H199L198 163H193V164H195L196 166H197V164H198L199 166H201V167L203 168L204 165L202 166ZM204 162H203V163H204ZM26 163H27V162H26ZM33 163H34V164H33ZM36 163H37V164H36ZM105 163L107 164V162H105ZM108 163H109V162H108ZM110 163H112V162H110ZM137 163H138V162H137ZM142 163H143V162H142ZM145 163H146V162H145ZM145 163H144V164H145ZM147 163H148V162H147ZM185 163H184V164H185ZM199 163H200V162H199ZM214 163H215V162H214ZM7 164H8V163H7ZM10 164H11V161H10ZM22 164H23V163H22ZM32 164H33V165H32ZM70 164H71V162L69 163V165H70ZM125 164H126V163H124V166H125ZM166 164H167V163H166ZM168 164H167V165H168ZM182 164H183V163H182ZM187 164H188V163H187ZM25 165H27V167H28V169H29L28 163L25 164ZM36 165H37L38 167H37ZM41 165H42V164H41ZM134 165H135V164H134ZM137 165H138V164H137ZM189 165H190V164H189ZM191 165H192V163H191ZM11 166H12V165H11ZM43 166H44V165H43ZM67 166H68V165H67ZM127 166H128V164H127ZM131 166H132V165H131ZM147 166H148V165H147ZM173 166H175V168H174ZM180 166H181V165H180ZM180 166H179V167H180ZM183 166H184V165H183ZM192 166H193V165H192ZM192 166H191V167H192ZM199 166H197V167H199ZM2 167H3V166H2ZM25 167H26V166H25ZM27 167H26V168H27ZM111 167H112V166H111ZM119 167H120V166H119ZM119 167H118V169H119ZM172 167H173V168H172ZM179 167L177 166V168H179ZM181 167H182V166H181ZM181 167H180V168H181ZM189 167H190V166H189ZM197 167H196V168H197ZM206 167H207V166H206ZM206 167H205V168H206ZM214 167H215V168L213 169V170H214L213 172H216V171H215V169H216V165H215ZM234 167H235V166H234ZM36 168H37V169H36ZM67 168H65V169H67ZM99 168H101V166H100ZM193 168H195V167H193ZM193 168H190V169L193 170ZM196 168H195V169H196ZM199 168H200V167H199ZM202 168H200L199 170H203ZM210 168H211V167H210ZM212 168H213V167H212ZM14 169H15V168H14ZM18 169H19V168H18ZM40 169H41V168H40ZM95 169H96V170H95ZM112 169H113V168H112ZM123 169H125V168H123ZM131 169H132V168H131ZM131 169H130V171H131ZM162 169H161V170H162ZM235 169H236V168H235ZM0 170H1V169H0ZM20 170H21V169H20ZM67 170H68V169H67ZM115 170H116V169H115ZM121 170H122V169H121ZM121 170H120V172H121ZM127 170H128V168H127ZM141 170H142V168H141ZM177 170L180 172L179 169H177ZM218 170H220V169H217V171H218ZM232 170H233V169H232ZM113 171H114V170H113ZM136 171H137V170H136ZM184 171H185V170H184ZM186 171H187V169H186ZM186 171H185V172H186ZM205 171H206V170H205ZM221 171H222V170H221ZM229 171H230V170H229ZM1 172H2V171H1ZM14 172H15V171H14ZM57 172H58V171H57ZM60 172H63V170H61V171L59 170L58 173H60ZM64 172H65V171H64ZM117 172H119V170H117ZM137 172H138V171H137ZM141 172H142V171H141ZM160 172H161V171H160ZM171 172L174 173L173 171H171ZM171 172H167V173H171ZM179 172H178V173H179ZM185 172H183L182 175H184ZM200 172H202V171H200ZM203 172H204V171H203ZM206 172H207V173H208V172H211V174H212L211 169H210V171H206ZM97 173H98V172H97ZM122 173H123V171H122ZM129 173H131V172H129ZM188 173L191 174V172H188ZM223 173H224V172H223ZM227 173H228V172H227ZM243 173H244V174H247V175H244V174H243L244 176H246L247 178H250V176H249V172L244 171ZM3 174H4V173H3ZM9 174H10V173H9ZM9 174H7V175H8V176H7L8 178H7V177H4V178H5V181H6V178H7L8 180H14L12 177L10 178V175L12 176V174H10V175H9ZM13 174H14V173H13ZM17 174L19 175V174H21V173H17ZM90 174H91V173H90ZM131 174H132V173H131ZM202 174H203V173H202ZM214 174H215V173H214ZM224 174H225V173H224ZM230 174H231V173H230ZM238 174H240V173H238ZM1 175H2V174H1ZM14 175H15V174H14ZM14 175H13V176H14ZM39 175H38V176H39ZM84 175H85V174H84ZM84 175H81V177L83 176V179H81L80 181H86V180H89V179H90V175H89V177H88V176L84 177ZM86 175H87V173H86ZM118 175H119V174H118ZM163 175H164V174H163ZM166 175H167V174H166ZM172 175H173V174H172ZM174 175H175V174H174ZM176 175H177V174H176ZM182 175H181V177H182ZM187 175H188V174H187ZM198 175H199V174H198ZM204 175H205V174H204ZM217 175H218V174H217ZM220 175H221V174H220ZM5 176H6V175H5ZM34 176H35V175H34ZM61 176H62V175H61ZM101 176H102V174H101ZM103 176H104V175H103ZM133 176H134V175H133ZM133 176H131V177L134 178L135 176H134V177H133ZM185 176H186V175H185ZM215 176H216V175H215ZM234 176H235V175H234ZM248 176H249V177H248ZM14 177L16 178V177H18V176H14ZM19 177H20V176H19ZM24 177H25V176H24ZM95 177H96V176H95ZM169 177H170V176H169ZM171 177H172V176H171ZM181 177L179 178L180 180L182 179ZM202 177H203V176H202ZM211 177H212V176H211ZM216 177H217V176H216ZM218 177H219V176H218ZM226 177H228V176H226ZM232 177H233V176H232ZM237 177H238V175H237ZM252 177H253V176H252ZM33 178H34V177H33ZM33 178H32V179H33ZM73 178H75L76 180L74 181ZM102 178H103V177H102ZM122 178H123V177H122ZM127 178H128V177H127ZM160 178H162V177L160 176ZM167 178H168V176H167ZM167 178H166V181H167V182H172V183H173V180L168 181ZM247 178H245V179H247ZM257 178H258V177H257ZM261 178H262V177H261ZM32 179H30V180H31V181H30L31 184L34 183V182L37 183V181H35V180H37L36 178H34L33 180H32ZM91 179H92V178H91ZM93 179H94V178H93ZM93 179H92V180H93ZM107 179H108V178H107ZM163 179H164V176H163ZM169 179H170V178H169ZM172 179H173V178H172ZM174 179H175V177H174ZM204 179H205V178H204ZM216 179H217V178H216ZM235 179H236V178H235ZM239 179H240V177H239ZM8 180L6 181V184H7ZM68 180H69V181H68ZM98 180H99V179H98ZM98 180H96V181H98ZM105 180H106V179H105ZM123 180H124V179H123ZM176 180H177V179H176ZM176 180H175V181H176ZM180 180H179V181H180ZM219 180H220V178H219ZM236 180H237V179H236ZM248 180H249V179H248ZM248 180L246 181V183L248 182ZM257 180H258V179H257ZM0 181L2 182V180H0ZM80 181H79V182H80ZM135 181H136V180H135ZM137 181H138V180H137ZM137 181H136V183H137ZM175 181H174V182H175ZM179 181L177 180V183H178ZM221 181H223V180H221ZM224 181L226 182V180H224ZM244 181H245V180H243V182H244ZM1 182H0V184H2ZM10 182H11V181H10ZM12 182H13V181H12ZM14 182H15V181H14ZM21 182H22V180H21ZM27 182H28V181H27ZM73 182H72V183H73ZM91 182H92V181H91ZM104 182H105V181H103L102 184H103ZM106 182H107V181H106ZM162 182H164V181L162 180V181H161V184H162ZM167 182H166V185L169 184V183L167 184ZM180 182H181V181H180ZM201 182H202V181H201ZM201 182H200V183H201ZM213 182H214V181H213ZM8 183H9V182H8ZM28 183H29V182H28ZM87 183H88V182H87ZM100 183H101V181H100ZM140 183H141V182H140ZM202 183H203V182H202ZM251 183H252V181H251ZM256 183H257V182H256ZM3 184H4V182H3ZM3 184H2V185H3ZM75 184L78 185V182H76ZM75 184H74V185H75ZM104 184H105V183H104ZM141 184H142V183H141ZM164 184H165V183H163V185H164ZM197 184H198V183H197ZM206 184H207V183H206ZM215 184H216V183H215ZM244 184H245V183H244ZM258 184H259V183H257V185H258ZM10 185H12V184H10ZM27 185H28V184H27ZM100 185H101V184H100ZM107 185H108V184H107ZM110 185H112V184H110ZM110 185H108L107 187H110ZM138 185H139V184H138ZM163 185L160 186L161 188H160V187H159V188H160L162 191H165L164 188H166L167 186L165 185V187H164ZM169 185H170L169 187H171L172 184L170 183ZM175 185H177L176 182H175ZM202 185H203V184H202ZM220 185L222 186V184H220ZM248 185H249V184H248ZM257 185H255V186H257ZM4 186H5V185H4ZM4 186H3V187H4ZM72 186H73V185H72ZM72 186H71V187H72ZM79 186H81V189H82V190H81V189H80V190L83 192V191H84L83 188L88 187L89 184H88V186H85V184H84L83 182H81V185H79ZM136 186H137V185H136ZM140 186H141V187L143 186V189H140V190H141L142 194L144 195V191L146 192V190H144V189H145V184H144V185H143V184H142V185H139V188H141ZM158 186H159V185H158ZM178 186H179V183H178ZM178 186H177V188H178ZM193 186L195 187V185H193ZM199 186H200V185H199ZM214 186H215V185H214ZM227 186H228V185H227ZM259 186H262V185H259ZM41 187H42V185H41ZM41 187H39V190H40ZM71 187H70V188H71ZM74 187H75V186H74ZM76 187H78V186H76ZM82 187H83V188H82ZM91 187H92V186L88 187V190H89V189L92 190ZM96 187H99V186L96 185ZM101 187H104V186H101ZM105 187H106V186H105ZM105 187H104V188H105ZM107 187H106V188H107ZM175 187H176V186H175ZM211 187H213V186H211ZM236 187H237V186H236ZM242 187H243V186H242ZM4 188H5V187H4ZM9 188H10V187H9ZM64 188H65V189H64ZM72 188H73V187H72ZM94 188H95V187H94ZM106 188H105V189H106ZM112 188H113V187H112ZM162 188H163V189H162ZM172 188H174V185H173V187H171V188H168V187H167L166 192H161V191L158 192V193H157V192H154V193L157 194V197H159V199H158L159 202H160V201H161V203H162V202H165V201L167 202V200H168L169 198H171V197H170V196H171L170 193L173 192L174 190L168 192V189H172ZM198 188H201V186L198 187ZM222 188H223V187H222ZM244 188H245V187H244ZM252 188H254V187H252ZM258 188H259V187H258ZM1 189H2V188L0 187V193L3 192V190H4V189H3V190H1ZM5 189H6V188H5ZM29 189H30V188H29ZM76 189H77V188H76ZM78 189H79V188H78ZM110 189H111V188H110ZM110 189H109V190H110ZM178 189H179V188H178ZM220 189H221V188H220ZM237 189H238V188H237ZM22 190H23V188H22ZM25 190H26V189H25ZM27 190H28V189H27ZM37 190H38V189H37ZM37 190H36V191H32V192H34V195H35V193H37ZM114 190H115V189H114ZM114 190H113V191H114ZM121 190H122V189H121ZM158 190H159V189L157 188V191H158ZM175 190H176V188H175ZM210 190H211V188H210ZM213 190H214V189H213ZM217 190H219V189H217ZM89 191H90V190H89ZM89 191H88V193H89ZM93 191H96L95 193H96V195H97L98 191H97V190H94V189H93ZM106 191H107V190H106ZM111 191H112V190H111ZM155 191H156V189H155ZM204 191H205V190H204ZM238 191H240V190H238ZM259 191H261V190H259ZM53 192H52V193H53ZM73 192H74V191H73ZM76 192H77V191H76ZM82 192H81V194H86V193H87L86 191H85L86 193H85V192L82 193ZM151 192H152V191H151ZM177 192H178V190H177ZM177 192H176V194H177ZM179 192H180V191H179ZM216 192H217V191H216ZM216 192H215V193H216ZM30 193H31V192H30ZM47 193H48V192H47ZM79 193H80V191L78 192V194H79ZM88 193H87L86 195H89ZM90 193H91V191H90ZM107 193H108V192H107ZM107 193H106V195H107ZM115 193H116V192H115ZM147 193H148V192H147ZM147 193H146V194H147ZM154 193H153V194H154ZM208 193H209V192H208ZM210 193H211V192H210ZM231 193H232V192H231ZM240 193H241V192H240ZM240 193H239V194H240ZM247 193H248V191H247ZM253 193H254V192H253ZM263 193H264V192H263ZM2 194H5V193H2ZM53 194H54V193H53ZM99 194H100V193H99ZM109 194H110V193H109ZM111 194H112V193H111ZM111 194H110V195H111ZM146 194H145V195H146ZM156 194H155V195H156ZM171 194H172V193H171ZM206 194H207V193H206ZM212 194H214V192H212ZM212 194H211V195H212ZM218 194H219V192H218ZM223 194H224V193H223ZM249 194H251V193H249ZM34 195H33V196H34ZM50 195H52V194H50ZM74 195H75V194H74ZM86 195H84V196H86ZM92 195H93V193H92ZM92 195L90 194L89 197L91 196V197L93 198L94 196H92ZM148 195H149V194H148ZM158 195H159V196H158ZM209 195H210V194H209ZM230 195H231V194H230ZM31 196H32V195L30 194L29 197H31ZM69 196H70V195H69ZM79 196H80V194H79ZM79 196H77V197H79ZM81 196H82V195H81ZM104 196H105V195H103V197H104ZM178 196H179V195H178ZM178 196H177V197H178ZM180 196H181V194H180ZM212 196H213V195H212ZM212 196H211V197H212ZM219 196H220V195H219ZM263 196H264V195H263ZM29 197H28V200H29ZM66 197H67V196H66ZM111 197H112V195H111ZM111 197H108L107 200H109ZM175 197H176V196H175ZM202 197H203V196H202ZM202 197H201V198H202ZM215 197H216V196H215ZM231 197H232V196H231ZM241 197H242V196H241ZM44 198L46 199V197H44ZM52 198H53V197H52ZM87 198H88V197H87ZM92 198H91V199H92ZM173 198H174V196H173ZM212 198H213V197H212ZM228 198H229V197H228ZM260 198H261V197H260ZM57 199H58V198H57ZM70 199H71V198H70ZM75 199H76V198H75ZM98 199H99V198H98ZM105 199H106V198H105ZM204 199H205V198H204ZM208 199L210 200V197H209ZM217 199H218V198H217ZM217 199H216V200H217ZM253 199H254V198H253ZM0 200H1V199H0ZM28 200H27V202L25 203V205H26L27 203H28V205H29ZM76 200H77V199H76ZM76 200L74 201L75 203L78 202V201H76ZM78 200H79V199H78ZM96 200H97V199H96ZM96 200H95V201H96ZM107 200H104V201H107ZM169 200H170V199H169ZM169 200H168V201H169ZM171 200H172V198H171ZM173 200H174V199H173ZM246 200H247V199H246ZM249 200H250V199H249ZM1 201H2V200H1ZM47 201H48V200H47ZM85 201H86V200H85ZM88 201H89V199H88ZM90 201H91V200H90ZM90 201H89V202H90ZM92 201H93V200H92ZM95 201H94V202H95ZM97 201H98V200H97ZM225 201H226V200H225ZM9 202H11V201H9ZM16 202H17V201H16ZM79 202H81V200H79ZM94 202H93V203H94ZM100 202H101V201H100ZM173 202H174V201H173ZM214 202H215V200H214ZM220 202H221V201H220ZM2 203H4V202H2ZM18 203H19V202H18ZM62 203H63V202H62ZM66 203H67V202H66ZM71 203H72V202H71ZM167 203H168V202H167ZM215 203H217V201H216ZM226 203H227V202H226ZM226 203H225V204H226ZM229 203H230V202H229ZM239 203H240V201H239ZM239 203H238V204H239ZM248 203H249V202H248ZM262 203H263V202H262ZM32 204H33V202H32ZM39 204H40V203H39ZM41 204H43V203H41ZM57 204H58V203H57ZM64 204H65V203H64ZM73 204H74V203H73ZM77 204H78V203H77ZM97 204H98V203H97ZM107 204H108V202H107ZM109 204H111V202H110ZM155 204H156V203H155ZM230 204H231V203H230ZM0 205H1V204H0ZM5 205H7V204H5ZM34 205H35V204H33V206H34ZM71 205H72V204H71ZM71 205H70V206H71ZM79 205H80V203H79ZM85 205H86V204H85ZM85 205H84V206H85ZM102 205H103V204H101V206H102ZM111 205H112V204H111ZM161 205H162V204H161ZM163 205H164V204H163ZM165 205H166V204H165ZM168 205H169V204H168ZM220 205H221V204H220ZM222 205H223V203H222ZM38 206H39V205H38ZM38 206H37V207H38ZM84 206H83V207H84ZM90 206H93V205H90ZM90 206H89V207H90ZM96 206H97V205H96ZM105 206H106V205H105ZM105 206H104V207H105ZM108 206H109V205H108ZM158 206H159V204H158ZM5 207H7V206H5ZM24 207H25V206H24ZM31 207H32V205H31V206L29 205V207L27 206V208H29V211L33 212L32 209L34 210V209H35V206H34L32 209H31ZM68 207H69V206H68ZM76 207H77V206H76ZM80 207H81V206H80ZM109 207H111V206H109ZM109 207H108V208H109ZM112 207H113V206H112ZM112 207H111V210L109 209L110 211H109V210H108V211L106 210L107 213H106L104 216H100L101 214H100L99 216H98V215H91L92 217L95 216V219L93 218L95 221L97 220L96 216H98V218H100V219H98V220H99L98 222H95V221H94V224H90L89 219L84 218V219H87V222H88V223H87L88 225L86 224V225H87V227H86L87 229H84V230L80 231V232H82V233H79V230H81V229L77 230V233L79 234V235H78V238H77L78 241L75 242V240H77V239H75L74 237H73V239H75V240H74L73 242H69V241L72 239V237H71L70 240L68 239L69 241L67 240V242L70 243V246H67L69 243H68L67 245L65 244V246H67V247H66L67 249H64V250H63L64 252L62 251V253L67 254V256H68L69 254H71V255H70V258H74V257H71L72 255H74L75 257H76L77 255L80 256L82 261H80V259H79V261H80V263H79V261H78L79 264H87V263H88V262H87V259L89 260V258H86L87 255H93V253H96V255H94V256H95L96 260L98 261L97 263H98V264H105V260H104V250H105V248H107V247L109 246V244L111 243V240H110V233H111L114 229H116V230L120 229V230H121V228L124 226V225L121 224L119 221L117 222L116 225H114L115 223H113V221H114V220L117 221V220H118V217L114 214V213H115V207H114V208H112ZM160 207H161V206H160ZM164 207H165V206H164ZM164 207H163V208H164ZM231 207H233V206H231ZM7 208H8V207H7ZM63 208H64V207H63ZM77 208H78V207H77ZM106 208H107V207H106ZM108 208H107V209H108ZM21 209H25V208H21ZM30 209H31V210H30ZM36 209H37V208H36ZM79 209H80V208H79ZM81 209H82V208H81ZM84 209H86V207H85ZM84 209H83V210H84ZM103 209H104V208H103ZM103 209H102V210H103ZM240 209H241V208H240ZM253 209H254V208H253ZM1 210H3V209H1ZM4 210H5V209H4ZM8 210H9V209H8ZM38 210H40V209L38 208ZM38 210L35 211V214L38 213ZM90 210H91V209H90ZM94 210H96V209H93V211H90V212L87 211V213L95 212ZM234 210H236V209H234ZM9 211H10V210H9ZM20 211H21V210H20ZM22 211H23V210H22ZM68 211H69V210H68ZM99 211H100V210H99ZM161 211H162V210H161ZM227 211H228V210H227ZM231 211H232V210H231ZM239 211H241V210H239ZM242 211H243V210H242ZM252 211H253V210H252ZM254 211H256V210H254ZM4 212H5V211H4ZM70 212H71V211H70ZM72 212H73V211H72ZM72 212H71V213H72ZM96 212H97V210H96ZM101 212H103V211H101ZM101 212H99V213H101ZM233 212H234V211H233ZM256 212H258V211H256ZM8 213H9V212H8ZM254 213H255V212H254ZM0 214H1V212H0ZM5 214H6V213H5ZM9 214H10V213H9ZM103 214H104V212H103ZM163 214H164V213H163ZM237 214H238V213H237ZM240 214H241V213H240ZM258 214H259V213H258ZM84 215H86V214H84ZM87 215H89V214H87ZM150 215H151V214H150ZM232 215H233V214H232ZM246 215H247V214H246ZM0 216H1V215H0ZM3 216H4V215H3ZM3 216H1V217H3ZM261 216H262V215H261ZM4 217H5V216H4ZM7 217H8V216H7ZM85 217H87V216H85ZM227 217H228V216H227ZM227 217H226V219H227ZM233 217H234V216H233ZM245 217H246V216H245ZM247 217H248V216H247ZM155 218H156V217H155ZM250 218H251V217H250ZM5 219H6V218H5ZM60 219H61V218H60ZM90 219H91L92 222H93V219H92V218H90ZM231 219H232V218H231ZM233 219H236V218H233ZM247 219H248V218H247ZM257 219H258V218H257ZM16 220H17V219H16ZM34 220H35V218H34ZM39 220H40V219H39ZM55 220H56V219H55ZM58 220H59V219H58ZM238 220H239V219H238ZM0 221H1V222H2V221L4 222V220H1V219H0ZM140 221H141V220H140ZM154 221H155V219H154ZM1 222H0V225H1ZM17 222H18V221H17ZM25 222H26V221H25ZM61 222H62V221H61ZM61 222H60V223H61ZM150 222H151V221H150ZM155 222H156V221H155ZM261 222H262V221H261ZM261 222H260V223H261ZM9 223H10V222H9ZM58 223H59V222H58ZM112 223H113V224H112ZM140 223H141V222H140ZM152 223H153V222H152ZM254 223H255V221H254ZM14 224H15V221H14ZM96 224H98V225H96ZM81 225H83V224H81ZM81 225L79 224V227H80ZM1 226H3V225H1ZM4 226H6V224H5ZM8 226H9V225H8ZM11 226H12V225H11ZM59 226H60V225H59ZM144 226H145V225H144ZM228 226H229V225H228ZM243 226H244V225H243ZM252 226H253V225H252ZM252 226H251V227H252ZM6 227H7V226H6ZM9 227H10V226H9ZM9 227H8V228H9ZM51 227H52V226H51ZM84 227H85V225H84ZM234 227H235V226H234ZM251 227H250V228H251ZM14 228H15V227H14ZM57 228H58V226H57ZM82 228H83V227H82ZM227 228H228V227H227ZM17 229H18V228H17ZM55 229H56V227H55ZM141 229H142V228H141ZM144 229H145V228H144ZM37 230H38V229H37ZM139 230H140V229H139ZM228 230H230V229H228ZM243 230H244V229H243ZM54 231H55V230H54ZM231 231H232V230H231ZM239 231H240V230H239ZM55 232H56V231H55ZM233 232H234V231H233ZM250 232H251V231H250ZM0 233H1V231H0ZM47 233H48V232H47ZM50 233H51V232H50ZM53 233H54V232H52V234H53ZM77 233H76V235H77ZM2 234H3V233H2ZM58 234H59V232H58ZM58 234H56V235H58ZM237 234H238V233H237ZM239 234H240V233H239ZM243 234H244V233H243ZM59 235H60V234H59ZM234 235H235V234H234ZM234 235L232 234L233 237H234ZM0 236H1V234H0ZM44 236H45V235H44ZM48 236H49V233H48ZM53 236H54V235H53ZM60 236H62V234H61ZM240 236H241V235H240ZM40 237H41V236H40ZM49 237H50V236H49ZM76 237H77V236H76ZM97 237H98V238H97ZM236 237H237V236H236ZM242 237H243V236H242ZM7 238H8V237H7ZM50 238H53V237H50ZM60 238H61V237H60ZM95 238H97L98 240L95 239ZM37 239H38V238H37ZM46 239H47V238H46ZM57 239H58V238H56V240L53 239V240H55V241H58V242H55V245H56V243H57V245L59 244V240H57ZM73 239H72V240H73ZM125 239H126V238H125ZM127 239H128V238H127ZM7 240H8V239H7ZM48 240H49V243H48V241H47L46 247L44 246V248H43L44 250H43V251H48V250H50V249L52 248L51 246H52V242H53V240H52L51 243H50V240H51V239L48 238ZM94 240H96V241H94ZM30 241H31V237H30ZM64 242H66V241H64ZM64 242H63V244H64ZM145 242H146V241H145ZM44 243H46V242H44ZM61 243H62V241H61ZM71 243H73V244H71ZM53 244H54V242H53ZM55 245H54V246H55ZM57 245H56V246H57ZM59 245H60V244H59ZM61 245H62V244H61ZM10 246H11V245H10ZM54 246H53V247H54ZM14 247H15V245H14ZM42 247H43V246H42ZM57 247H58V246H57ZM59 247H60V246H59ZM59 247H58V248H59ZM62 247H64V245H62ZM62 247L60 248V250L63 249ZM54 248H55V247H54ZM68 248H69V249H68ZM71 248H72L73 250H72ZM14 249H15V248H14ZM18 249H19V248H18ZM55 249L57 250V248H55ZM55 249H54V250H55ZM11 250H12V249H11ZM30 250H31V249H30ZM52 250H53V249H52ZM60 250H58V252H59ZM16 251H17V250H16ZM19 252H20V251H19ZM34 252H35V251H34ZM37 252H38V251H37ZM58 252H56V253H58ZM198 252H199V251H198ZM198 252H197V253H198ZM54 253H55V252H54ZM56 253H55L54 255H57ZM197 253H196V254H197ZM75 254H76V255H75ZM60 255H61V254H60ZM62 255H63V254H62ZM62 255H61V256H62ZM207 256H208V255H207ZM55 257H59V258H60V256H55ZM63 257H64V255H63ZM65 257H66V256H65ZM80 257H79V258H80ZM88 257H89V256H88ZM66 258H67V257H66ZM70 258H69V259H70ZM91 258H92V257H91ZM202 258H203V257H202ZM202 258H201V259H202ZM62 260H64V259L62 258ZM194 260H195V258H194ZM185 261H186V260H185ZM195 261H196V260H195ZM90 262H92V260H90ZM181 262H182V261H181ZM191 262H192V261H191ZM191 262H190V263H191ZM193 262H194V261H193ZM201 262H202V261H201ZM66 263H67V261H66ZM95 263H96V262H95ZM88 264H89V263H88ZM187 264H188V263H187ZM192 264H193V263H192ZM201 264H202V263H201Z\"/></svg>",
    "mask_w": 264,
    "mask_h": 264
}]
</instances>
